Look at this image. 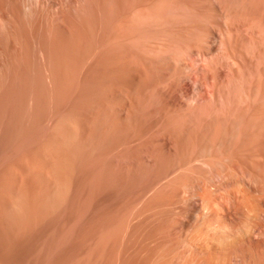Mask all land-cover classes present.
I'll list each match as a JSON object with an SVG mask.
<instances>
[{
    "label": "rangeland",
    "instance_id": "1",
    "mask_svg": "<svg viewBox=\"0 0 264 264\" xmlns=\"http://www.w3.org/2000/svg\"><path fill=\"white\" fill-rule=\"evenodd\" d=\"M96 1L97 0H95V1L93 0L92 1V3L94 2L96 4V6H95V4L93 3L94 4L93 7H95L96 9L94 8L95 13L93 12L94 15L91 17L92 19L90 20V24L87 25V27L85 29L86 35L88 34L85 37V39H86L85 40V42H86L85 44H87L88 46L86 45L87 47L84 48L86 50L84 51V49H83L84 52H82V53L86 54L85 57L87 59H85L84 61L82 59V61L80 60V62H79V60H77L78 63L75 60H73V62H72V60L66 61L68 63V64L66 63L67 66L70 63L73 66L72 67V66L69 65L68 68H70V69H75L76 66L78 65L77 66L78 69L76 68L75 70H77V72H79L80 75L77 72H76L77 75L75 73V75H73V77H71L72 75L71 76L67 75V78H65L66 84L64 83L63 84L64 86H62L64 91L61 90L63 93H61V92H59L57 90V86H56L55 83L53 84V82H51V81L49 82V80H48V82H46L47 81V77H46V81L44 80L45 76H44V79L41 80L42 77L39 78L36 75V73L33 72L34 68H32L33 67V63L32 62H26V64L27 63L28 64H30V63L32 64V66H31V64L29 65V66H31V69H32L30 71L31 74L29 72V74L31 76L28 75V74L27 75L24 74V77H25V79H24L23 76L21 77V75H23V74H21V75L19 74V76H18V73H20V72H17V74L15 72L13 74H16V75H13V74H12L13 76L12 75H6L7 77L4 78L3 80H1L2 84L4 85V83H5L6 85L3 86L1 84L2 86H0V88L1 87H5V86L9 87V88L8 89L7 88H1L3 90L0 89L2 91V93L0 91V94H3L2 96H4V98L6 97L5 99L4 98L0 99V101L2 100L1 101V105H2V107H4L3 109H0V112L1 113L3 111L6 112V113L3 112V114H0V116L2 115L4 117V119H3V117H0V121H1V119L3 120V121L0 122L2 124V125L0 124L1 125L0 126V132L2 131L1 128L3 127V132L9 130L8 131L9 134H8V132L0 133V137L3 134L2 137H1L2 139L0 138V152H1L0 153V179H1L0 186H2V188H3L2 189L0 187V193L2 194V195L0 194L1 195L0 196V201L3 199L1 201V204H0V206H1L0 207L1 208L0 213L1 212L3 213V214L2 213L0 214V222L2 221L0 223V264H120V263L121 264H124V263H127V264H132V263L136 264V263H138L139 264V262H140L139 260H141L140 257H137V255L134 252H132V253L130 252V254H131L130 255L129 253L128 254L126 253L124 248L121 249V245H120L121 239H120L119 236L113 237V238H115V240L113 238L110 239V242H112L113 244L110 243L109 241H107V243H106L105 242L106 240L104 239V237L100 236V234L101 235H102V233L104 234V231H106L109 228V226H112V225H114V227L118 226L120 224L119 221L122 222V220L125 219L126 215L129 214V212H132V209L134 210L136 208L135 211L138 209L137 206H139L138 204H140V202H141L140 200H142V201L145 200V199H142L143 198L142 196L144 195V186H145L144 182H146V185L148 183H151L152 181L155 180L156 175L159 172V171H156L157 168L153 169L154 167H152L153 171L151 170V167H150V169L148 168L149 171H147L148 170L147 168H146L147 170L143 168L144 172H143V170H141L140 173L141 174L142 173H146L147 175L143 174V176L141 177L142 179L139 178V179H136L135 181H132L131 183H129L130 185L128 186V188H129L128 190H130V191L126 190L127 194L123 193V197H120L122 195L120 193H118L115 189L108 188V187H107L108 191H105L106 188L103 187V189H101V192H98L100 190L97 189V188H102L101 186L99 187V185H100V181L98 180L99 172H97V171H99L98 170L99 169L98 161H99L100 158H103L104 160H108V158L112 157V156L113 157H118V156H115L114 154L115 153L117 154L116 151L118 150V146L120 145V142H123L124 140L127 141V140H131V138H132L133 141L136 142L138 140L137 142H141L142 145L146 142V145L144 144L143 147H142L141 144H139V146L137 145L135 147V148L138 147L139 149L138 148L137 149L134 148L135 150L131 149L133 152H131V153L129 152V153H130V155L133 156V154H134V157H137V156H140L139 155L140 152H138L139 150H141V152H142V150H143V152L147 151L146 153L142 152L145 155L147 153L150 155V153H152L153 151L156 152L157 154L155 153V155L158 156V154H159L158 157L162 161L164 160L163 161L164 164L163 163L161 164V162H160V164L162 166H160V164H159V167L161 169H157V170H164L167 167V165H170L172 162H174L176 158L173 159V157H168L167 155H165L163 153V151H161V150L159 151V146L155 143L156 137L157 138L158 137H163V136H165L166 133H167V135H170V134L172 135L173 131H174V135H176V133H178V132L181 133V130L182 131L186 130L187 127H189L188 130L189 129L191 130L190 134H191V136H193V137H191L189 139V140H191L193 138V140L190 141V143L193 142V144H189V145H192V146L190 147L188 145L190 147V151L191 152H193L194 148H195V150H197L198 147L200 146L199 145L200 142H203V140H204V142H207V143L210 142L209 145L212 148L211 150H213L215 152H218V150H220V148L223 149V150L224 149L226 150V148H227V150L231 149V151L229 150L228 153L229 152L232 153L234 151L233 152V154H234V153H237L238 151H240L242 149V150L246 151L245 158H246L247 161L251 160L250 152L256 154L257 156L258 155L261 156L263 158V160H264V145H263L264 144V118H263V116H259V119L261 117V119L259 121V119L256 116H254V113H255L254 110H256L258 105H259V103L256 100V98H257L258 95H263V93H264V85H263L264 84V48H263L264 47V42H263L264 41V39H263L264 38V34H263L264 33L263 32L264 31V0H110V3H109L110 6L109 7L106 6V5H108V1L107 0H102V1L98 0L97 3H99V4H97ZM99 5H102L101 8H100ZM98 10H99V12H98ZM98 13L99 14L101 13V14L99 15ZM109 14L111 15V19H112V20L110 19V21H109ZM95 16H96V18H95ZM100 16L104 20L100 19L101 18ZM94 18H95L96 21L93 20ZM248 21H250V22L252 21L253 25L256 24L254 26L259 27L260 29L256 28V27H253V25L250 22H248ZM109 22H110V24H109ZM96 23H98V24H96ZM100 23H101V27L99 26ZM244 23H246V24L244 25ZM258 23H260V24H258ZM107 24H109L110 26L109 25L107 26ZM231 25H233V26H231ZM226 26H228V27L231 26L230 28H232V29H230L228 27L226 28ZM236 26L238 27V29H236L237 28ZM245 27H246V29L248 28L247 29L248 32H246V29H242V28H245ZM87 28H88V30H87ZM101 29L102 30L104 29V30L101 31ZM233 29H235V30H233ZM261 29H262V32H260ZM97 30H98V34H97ZM230 30L231 31L233 30L232 32H234L235 35ZM249 30H251V31H249ZM227 32L229 34L228 36H227ZM229 32H231V33H229ZM242 32H243V34H241ZM90 33H91V35H90ZM250 35L252 37H250ZM253 35H254L255 38H253ZM260 35H263L262 36L263 38ZM107 36H109L110 38L107 37ZM224 36H225V38H223ZM232 37H234L235 39L232 38ZM228 38H230V39H228ZM108 40H109V42H108ZM250 40H251V42H250ZM254 40H257V41H254ZM244 41H245V43H244ZM91 42H92V44H91ZM94 42H95V44H94ZM232 42H233V44H232ZM108 43L111 44V45H107ZM221 43H223L224 45H222ZM229 44H231V45L229 46ZM192 46H193V48H192ZM224 46H225L226 49L224 48ZM250 46H252V47H250ZM257 46H258V48L256 49L255 47H257ZM198 47H200L202 50L200 48H198ZM253 47H254V49H253ZM106 48H108L107 51H106ZM190 48H191V50H190ZM229 48H230V50H229ZM235 48H236V50H235ZM260 48H262V49L260 50ZM87 49L90 51V53L88 52ZM112 49H113V51H111ZM253 50L256 52L255 53L256 55L253 54L254 53ZM194 51H196V52H194ZM250 51H252V52H250ZM111 52H112V56H111ZM240 52H242V53H240ZM247 52H250V53H247ZM103 53H105V54H103ZM195 54H198V55H195ZM234 54H235V56H233ZM104 55H105V57H104ZM231 57L233 58V61H232ZM234 57H236V58H234ZM252 57L253 58L255 57L254 58L255 60ZM111 58L114 59V60H112ZM206 58L209 59V60L207 59L208 62H207ZM229 58H231V59H229ZM237 59H239V60H237ZM203 60H204V62H203ZM228 61H230V62L228 63ZM89 62H90V64H89ZM93 63L95 65H93ZM233 63H234V65H233ZM73 64H75V65H73ZM177 64H178V66H177ZM237 64H238V66H237ZM84 65L87 66V67H85ZM213 65H214V68H213ZM239 65H241V66L239 67ZM88 66H90V67H88ZM56 68H58V66ZM236 68H238V69H236ZM240 69H242L243 71L242 70L240 71ZM80 71H81V73H80ZM82 71H83V73L85 72L83 75H82ZM130 72H131V74H130ZM233 72H234V74H233ZM92 73L95 74V75H93ZM136 73H138L139 76ZM8 76H10L9 79H8ZM81 76H83V77L81 78ZM32 77H34V80L32 79ZM19 78H20V80H19ZM72 78H74V79L72 80ZM76 78H78V79H76ZM129 78H131V79H129ZM235 78H237V79L235 80ZM161 79H162V81L164 80V82L161 83ZM211 79H215V80H211ZM7 80H9V82H7ZM36 80H37V82H35ZM43 80H44V83H43ZM168 80L169 81L171 80V81L169 82ZM174 80L176 81V83H175ZM230 80L232 82H230ZM256 80L257 81L259 80V81L257 82ZM17 81H19V83H23V86L25 85L24 87H26V88H24L22 86V84H19ZM229 82H230L231 85L228 84ZM256 82H257V84H256ZM260 82H261L260 85H262L261 87L258 85ZM32 83H33V85H32ZM50 83H52L53 85H50ZM168 83H169V85H168ZM211 83H212V85L210 86ZM8 84H9V86H8ZM18 84H19V86L17 87ZM37 84H38V86H41V87H38ZM163 84L164 85L166 84V85L164 86ZM170 84H173V85H170ZM13 85H15L17 88H15V86L13 87ZM31 85L33 86V88H32ZM44 85H45V87L47 86L46 90L50 89V90L47 91L49 93H47L46 90H44V87H43ZM176 85H178L180 87V89ZM158 86H159V88H158ZM207 86L210 87L211 89L208 88ZM226 86H228V87L226 88ZM254 86H255L256 89L254 88ZM168 87H170L172 89H170ZM23 88L26 89V90H24ZM29 88H30V91L28 90ZM31 88H32V90H31ZM40 88L43 89L42 90L43 92L45 91L44 93H45L46 97H44L45 95H44L43 92H42L43 94L40 95L41 94V90H39ZM54 88H56V89H54ZM222 88H224V89H222ZM225 88H226V92H225ZM260 88H263V89H260ZM4 89L5 90H10L9 95L7 94L8 91L5 92ZM15 89H17L18 91L15 90ZM121 89H122L123 93H121ZM102 90H104L105 92H103ZM158 90H160L161 92L164 91L163 95H166L167 97L163 96L162 100H161V98L159 99L157 97V95H155V94H157ZM171 90L173 91V93H172ZM177 90H179V91H177ZM249 90L252 91V92H249ZM119 91H120V93H119ZM176 91H177V93H176ZM215 91H216V93H215ZM153 92H155V93H153ZM218 92H220V93H218ZM247 92L249 93L250 96L248 95ZM255 92H256V94H255ZM28 93H30V94H28ZM36 93H38V95ZM151 93H152V95H151ZM221 93L222 94L224 93L223 94L224 96ZM240 93L241 94L243 93L245 95H243V94L241 95ZM51 94H52V96H51ZM54 94H56V95H54ZM58 94L59 95L61 94V95L59 96ZM167 94L170 97H168ZM111 95H113V96L111 97ZM206 95H208V96H206ZM253 95H254V97H253ZM2 96L0 95L1 98H2ZM21 96H22V98L20 100L19 97H21ZM27 96H29V97H27ZM34 96H36V98H33ZM42 96L45 98L44 105L42 103L43 99H41ZM53 96L55 97V99H54ZM172 96H174V97H172ZM242 96H243V99H242ZM9 97H11V98H9ZM12 97H14L15 99H13ZM237 97H239L240 100L237 99ZM244 97H245V99H244ZM60 98H62V99H60ZM98 98H100V99H98ZM9 99L11 101L14 100L15 103H14V101L10 102ZM22 99H23V101H22ZM29 99H30V101H29ZM33 99L34 100L40 99L42 101L40 102V100H39L38 101L39 104H38V102L37 101H33ZM91 99H93V100H91ZM195 99L202 100V101H199L200 106L198 105L199 104L198 103L197 105L193 106V109L191 108L192 110H189L188 108H186L187 102H190L188 100H195ZM246 99H248V100H246ZM6 100H7L8 104L6 102L3 103V101H6ZM26 100H27V102L29 104L26 102ZM156 100H158V102ZM165 100H166L167 103L165 102ZM244 100H245V102H244ZM250 100H252V101H250ZM18 101L19 102L21 101L20 104L18 103ZM32 101L33 102H37V104L36 103L34 104ZM45 101H46V105H45ZM93 101L96 103V105H95V103ZM115 101H119V102H115ZM22 102L24 104H22ZM52 102H53V104H52ZM237 102H238L239 105L237 104ZM242 102L244 103V105H243ZM2 103L3 104L6 103L5 104L6 107ZM47 103H48V105H47ZM106 103H107V105H106ZM181 103L184 105V107L182 106ZM58 104L60 105V107H59ZM255 104L256 105L258 104V105L256 106ZM16 105H17V107H16ZM31 105H33V106H31ZM99 105H101L102 107H100ZM162 105L163 106L165 105L164 106L165 108L164 107L163 108H159V106L161 107ZM245 105L250 106V109H249V107L247 108V106H245ZM11 106L14 107V108H12ZM27 106H29V109H28ZM92 106L93 107L96 106V108H92ZM106 106L107 107L109 106V107L107 108ZM112 106L115 109L112 108ZM155 106H157V107H155ZM196 106H198L199 108L197 107V109L195 110L194 107H196ZM20 107H22L23 109L20 108ZM34 107H35V109H34ZM90 107H91V109H89ZM98 107H100V109L102 108V110L104 108L105 111L104 110L103 111L99 110ZM166 107H168V108H166ZM174 107L176 108V110H175ZM180 107H182V108H180ZM236 107L237 108L239 107V108L237 109ZM5 108H6V110L8 108L10 110L6 111ZM25 108H27L28 110L25 109ZM36 108H39V109H36ZM43 108H45V110ZM53 108L54 109L58 108V110L54 111ZM86 108H88V110ZM254 108H256V109H254ZM93 109H94V113L92 111ZM133 109H134L135 112H133ZM170 109H172V110H170ZM182 109L184 111H186L187 113L184 112ZM37 110H39L40 112L37 111ZM46 110H49L50 113L48 114V112H46ZM65 110H67L68 112L67 111L65 112ZM116 110H118L119 112L116 111ZM150 110L152 112H149ZM160 110L162 111L161 115L159 113ZM187 110H189V111H187ZM21 111L22 112L24 111V112L22 113ZM33 111L34 112L37 111V112L34 114ZM75 111H80V112H76V115H75L74 114ZM231 111H232V113H231ZM19 112H20V114H19ZM60 112H61L62 115L60 114ZM69 112L71 114H68ZM115 112L118 115H116ZM122 112H124V113H122ZM142 112H143V114H140ZM156 112L159 113V114H157ZM180 112H182V113L184 112V115H182V113H180ZM216 112L219 113L217 118H215L217 116V114H215ZM40 113H41V115H38ZM126 113H129V115L126 114ZM194 113H196L197 115L194 114ZM213 113H214V115H213ZM246 113H248V114H246ZM24 114L26 115V117H25ZM42 114H44L45 117L42 116ZM193 114L195 115V117H194ZM210 114H211V116L213 115V117H211ZM222 114H224V115H222ZM238 114L240 116H238ZM243 114L245 115V117H244ZM16 115L18 117H15ZM20 115L22 117H20ZM69 115H71V116H69ZM107 115L109 116L108 118H106ZM130 115H132V116H130ZM165 115H167L168 117L165 116ZM192 115H193V117H192ZM202 115H204L205 117H203ZM28 116H29V118H27ZM33 116H35V117H33ZM76 116H78V117H76ZM80 116H81V119L79 121ZM128 116H129V119H128ZM163 116H164V119H163ZM169 116H170V120H169ZM223 116H224V118H223ZM11 117L12 118L15 117L14 119H12L13 121L17 118L16 119L17 122L15 120L16 124H14V122L11 120ZM23 117L26 118V119H24ZM38 117L39 118L41 117L42 119L40 118V120H39ZM93 117H95V118H93ZM115 117L117 118L118 121H120L119 123H118V121L116 120ZM172 117H173V121L171 119ZM182 117L184 119H182ZM199 117H200V120H199ZM228 117H229V119H228ZM18 118H19V120H18ZM20 118H23V119H20ZM30 118H32V119H30ZM74 118H75L74 121L81 122V125H83L84 123L87 122V124H88V126L90 128L89 130H91V132H92L91 134H93V136H94V133H97L101 129L103 130L104 129L103 127L109 126L108 124H111L114 121H115L114 123H116V125H118V124L122 125V126L121 125H119V126L122 127V128L121 127L120 128L123 131L121 129H119L120 133L117 132V135H116V133L114 135L111 134L113 137L111 135H109V134L108 135L106 134V137L108 136L107 137L108 139L106 138L107 140H105V141H107V142H104L103 146L101 147V148H103V147L104 148L103 149L99 148L97 150V148H93V146H90L91 145L90 143L87 144L88 142H86V141L80 140L79 138L74 139L75 137L73 138L71 133H69V132H71L70 128H69V121H73ZM142 118H144V119H142ZM152 118L153 119L155 118L156 120L154 119L155 120L154 121ZM201 118L204 119V120L202 121ZM236 118H237V120L238 119L239 120L236 121ZM61 119H64L63 122H65V123H63ZM140 119H142V120H140ZM187 119L189 120V122H188ZM206 119H208V121ZM35 120H36L37 123L35 122ZM38 120L41 123H39ZM54 120H55V122H54ZM103 120H106V122L105 121L103 122ZM131 120H132V122H131ZM143 120H145V121H143ZM152 120H153V122H152ZM193 120H194V122H196L197 120L198 121L196 123H194ZM209 120L211 122L210 124L207 123V122H209ZM220 120L221 121L223 120V121L221 122ZM228 120H229V122H227ZM247 120H250V121H247ZM28 121H29V123H27ZM121 121H123V122H121ZM164 121H166V122L164 123ZM79 122H78V124L80 125ZM96 122H97V124H96ZM231 122H233V123H231ZM4 123H6L7 125L4 124ZM12 123L15 126L17 125V123H19L18 125L20 127L19 126L15 127ZM26 123H27V125H26ZM56 123H57V125H56ZM59 123H63L62 126L65 125V127H62L61 124H59ZM104 123H106L107 125L104 124ZM139 123H141V124L139 125ZM147 123H149V124H147ZM158 123H161V124L158 125ZM186 123L187 124L190 123V124L187 125ZM212 123H215V124H212ZM223 123H225V125H227L229 127L231 126V128L235 127L234 128L235 129L234 132L236 133L235 134L236 137L233 136L230 139L228 138L229 140H227L228 141L227 143H229L230 145L226 143V146H228L229 148L226 147V146H222V145L220 146V145L217 144L218 143V138L222 134V132L220 130L223 131V129H221V127L222 128L224 127ZM255 123H257V124H255ZM29 124H32V125H29ZM33 124L34 125L37 124V125H35V127H34ZM144 124L148 125V127H146ZM151 124L155 125V126H152ZM168 124H170V125H168ZM181 124H182V126H181ZM220 124H222V125L219 128ZM253 124H255L256 126L253 125ZM98 125H100V127H98ZM203 125H205L206 127L208 126V128H206ZM244 125H246L245 127H247V126H250V127L245 128ZM93 126H94V128H93ZM101 126H103V127L101 128ZM133 126H134V128H133ZM151 126H152V128H151ZM8 127H9V129L7 130ZM10 127H12L11 130H10ZM29 127H31V128H29ZM95 127H97V128H95ZM144 127H146V128H144ZM165 127H166V129H163ZM169 127L171 129H169ZM204 127L209 132L207 130H205ZM252 127H253V129H251ZM19 128L22 129V131ZM55 128L57 130L58 129H60V130L57 131V130H55ZM64 128H66V129H64ZM139 128H140V130H139ZM148 128H150L151 130H149ZM192 128H194V130ZM196 128L199 129V130H197ZM13 129H14L15 133L17 132L18 134L17 133L15 134ZM27 129H28V131H31V132H28ZM30 129H32V130H30ZM133 129H134V131H133ZM153 129H158V130L156 131V130H153ZM174 129H176V130H174ZM236 129H237V131H236ZM259 129L262 131V133L259 131ZM63 130L65 131V133H63V135H61ZM94 130H95V132H94ZM143 130H144V133H146V134L143 133ZM152 130L154 132H152ZM248 130H250V131H248ZM251 130L253 132H251ZM140 131H142V132H140ZM164 131H166V132H164ZM195 131H196V133H195ZM199 131H200V133H199ZM210 131H211V133H210ZM255 131H256V133H255ZM22 132L23 133L25 132V133L23 134ZM66 132L68 133V135H67ZM147 132H151L152 134L151 133H147ZM241 132H243V133H241ZM20 133H21L22 136L20 135ZM26 133L29 134V135H26ZM58 133H59L60 136H58ZM130 133L133 134V135H131ZM213 133H214V135H210V134H213ZM239 133H241V134H239ZM244 133H245L246 137H245ZM119 134H121V135H119ZM15 135H17L18 137L17 136L15 137ZM64 135H65V137H64ZM145 135H147V137ZM209 135H210V137H209ZM237 135H238V138H237ZM3 136L7 140L4 139ZM62 136L65 139V141L62 139ZM66 136H67V138L68 137L69 138L67 139ZM150 136H152L151 139H150ZM223 136H224V134H223ZM12 137H13V139H12ZM140 137L143 138V140ZM215 137H216L217 140L215 139ZM10 138H11V140H10ZM15 138L16 139L18 138V140H16ZM123 138H124V140H123ZM139 138H140V140H139ZM207 138H208V140H207ZM257 138H260V140L257 139ZM2 140H5V141H2ZM12 140H13V142L15 144H13ZM120 140H122V141H120ZM248 140H250V141H248ZM19 141H20L21 144L19 143ZM26 141H28V142H26ZM29 141H30V143H29ZM232 141L234 143L236 141L237 142L234 144ZM34 142L37 143V144L35 145ZM62 142L64 144L66 143L65 145H67L68 148H66V146ZM81 142H82V144H86V145L85 146L81 145ZM245 142L248 143V144H246ZM16 143H18L20 145H23V144L24 145L20 146V145H18ZM108 143H110L111 145H109ZM148 143H150L151 145L148 144ZM187 143H189V141ZM187 143L185 142L184 144H187ZM231 143H232V145H231ZM244 143H245V145H244ZM182 144L179 145V146L181 147V146L184 145V144L183 145ZM257 144H259V145H257ZM7 145H11V146H7ZM152 145L153 146L155 145V147H153ZM217 145L220 148L216 149ZM234 145H237V146H234ZM3 146H4V148H7V149L2 148ZM25 146H28L29 149L26 148ZM57 146H59V147H57ZM63 146H64L65 149L62 148ZM74 146H75L76 149L74 148ZM145 146H146V148H145ZM249 146H250L251 149L249 148ZM17 147H19V148H17ZM24 147H25V149H24ZM80 147H82V148H80ZM83 147H85V148H83ZM152 147L154 149H152ZM233 147H234L235 150L233 149ZM52 148H53L54 151L52 150ZM79 148H80V150H79ZM111 148H113V149H111ZM155 148H156V150H155ZM66 149H67V151H65ZM104 149H106L107 153H106V151ZM151 149H152V152H150ZM248 149H249L250 152L247 151ZM41 150H42V153H41ZM43 150H44V152H43ZM70 150L73 151V152H71ZM87 150H89V151L87 152ZM236 150H237V152H235ZM25 151H27V152H25ZM28 151H29V154H28ZM81 151H82L81 155L83 156V154H84V156H85L83 158L80 155ZM110 151L112 153H110ZM135 151H137V152H135ZM258 151H260V152H258ZM33 152H35V153H33ZM45 152H53V153L55 152L56 155L62 157V160H66L67 159V161H69V162H67V171L68 172L66 171V173L69 174L68 178L70 177L69 178L70 182H69L68 190H67V192L65 194V196L66 197L68 196V198H65L63 196L64 199L62 201L60 200L59 197H57L58 199L55 198L56 195L59 196L55 192H54L55 196H54L53 193H51L52 197H50L51 195H49V192L51 191V189L49 190L48 186H49V183L51 184V182L54 181L55 176H54V173L52 172V170L49 168L50 166L47 164L46 160L43 157ZM77 152H79V153H77ZM68 153H70V154H68ZM75 153H77L78 155L75 154ZM86 153H88V154H86ZM20 154L23 156V158H22V156ZM161 154H163L165 156H163ZM246 154H247V156H246ZM79 156H80V158H79ZM32 157L33 158L35 157V158L33 159ZM75 157H78L80 160L78 158L76 159ZM247 157H248V159H247ZM93 158H94V160H93ZM25 159H27V160H25ZM86 159L88 160V162H87ZM171 159H173V160H171ZM81 160H83V161H81ZM89 160H90V162H89ZM35 161H37L38 163L35 162ZM72 161L75 163V165H74V163ZM93 161L94 162L96 161V164H94ZM81 162H83V163L81 164ZM30 163H31V165H30ZM80 164H81V166H79ZM83 164H86L87 167L85 165L83 167L82 166ZM70 165H72V166H70ZM260 165L264 166V161L262 163H260ZM89 166H91V167H89ZM26 167H27V170H26ZM73 167H75V168H73ZM93 167H95V168H93ZM163 167H165V168L162 169ZM23 169H24V171H23ZM48 169H49V171H48ZM27 171L28 172L30 171V172L28 173ZM81 171H83V172H81ZM72 172H74V173H72ZM148 172L149 173L151 172V175H149ZM96 173H98L97 174L98 176L96 175ZM41 174H42V176H41ZM1 175L3 176V178L1 177ZM82 175H83V178H82ZM22 177H23V179H22ZM31 177H32V179H31ZM71 177H73V179ZM115 177H117V175ZM151 177L152 178L155 177V178L151 179ZM38 178H39L40 182L42 180L44 182L42 181L43 183L41 182L42 183L41 184L39 182V180H37ZM2 179H4V180H2ZM81 179H83V180H81ZM84 179H86L87 181L84 180ZM35 180H37V181H35ZM48 180H50V181L48 182ZM142 180L144 182H142ZM15 181H17V182H15ZM26 181H28V182H26ZM81 181H83V182H81ZM14 182H15V186L13 185ZM16 183H17V185H16ZM86 183H88L89 185L86 184ZM18 184H20L21 186L18 185ZM82 184L85 186V189H84L85 191H83V189H82V188H84V186ZM32 185L35 188H39V189L35 190V188ZM80 185H81V189H79ZM9 186H12L15 190L12 189ZM23 186H25V187H23ZM46 186L48 187V189H47ZM93 186H94V188H93ZM28 188H29V190H28ZM31 188H33V189L31 190ZM9 189H12L13 191H11ZM39 190H41V192L42 191L43 192L41 193V192H39ZM48 190H49V192H48ZM86 190H87V192H86ZM102 190H104V191H102ZM114 190L116 191V193H115ZM170 190H172L171 191V193H172L171 196H173L174 195V193H173L174 191H173V189H170ZM33 191H36V192L34 193ZM46 191H47V193H45ZM68 191L70 192V194L72 193L71 196H69L70 194H67ZM167 191H165V192H167ZM8 192H9V195H8ZM15 192H17V193H15ZM24 192H25V194L27 196L24 194ZM107 192H108V194H107ZM130 192L131 193L133 192V193L130 194ZM165 192L164 191L161 192L162 194L160 193L157 196L158 198L154 197L153 201H151V202L155 201L156 204L157 203H161V202L163 203L164 200L167 197L170 196V194L168 195V192L167 193H165ZM81 193H83L86 196H84ZM128 193L130 194V196H129ZM6 194H7V196H6ZM32 194H33V196L35 195L34 198H33ZM37 194H40L42 196H40V195L37 196ZM134 194H135V196H134ZM164 194L165 195L167 194L168 196L166 195L167 196L166 197ZM43 195H44V197H43ZM45 195L46 196L49 195L48 198L50 199V201ZM107 195L109 196V198H108ZM2 196H4V197H2ZM17 196H19L18 198H20V203L22 201L23 202H22V204H17L18 208H16L17 209L16 210L14 207H17V206L15 204L16 202H15L14 199L17 198ZM21 196H22L23 200L21 199ZM13 197H15V198H13ZM27 197L29 198V200H27L28 199ZM35 197H37V198H35ZM39 197L42 198V199L46 197L45 199L47 201L45 199H43V201L45 200L48 203L44 202V204H43L42 199L40 200ZM30 198H32L34 201L32 199L30 200ZM121 198L124 199V200L122 201ZM128 198H131L132 200L128 199ZM133 198H135L136 201H134ZM8 199H9V202L7 201ZM53 199H54V202H53ZM105 199L107 201H104ZM113 199L114 200H120V201H122L124 203H122L120 201H119L120 202L119 205H118V203H119L118 201H113L111 203V201ZM66 200H68V201H66ZM60 201H61V203H60ZM102 201H103V205L101 204ZM132 201L136 202L137 205H135L134 203H130ZM36 202H38V203L35 204ZM49 202H52V203L49 204ZM23 203H25V204H23ZM109 203H111V204L109 205ZM128 203L130 204V206H129ZM28 204H29V206H28ZM39 204H41V206ZM46 204L49 205V206H47ZM9 205H11V206L13 205V207H11ZM22 205H23L24 209H22L23 208ZM33 205H35L37 208L35 206H33ZM38 205H39V207L41 209L38 207ZM43 205H45V207ZM65 205H67V206H65ZM122 205H125L126 207L125 206L122 207ZM101 206H103V209L105 211H103ZM108 206H110V207H108ZM3 207H6V208L2 209ZM49 207H50V209L48 210ZM55 207H57V208H55ZM104 207H106V208H104ZM111 207H113V209ZM9 208H11V209H9ZM12 208H14V209H12ZM27 208H28V210L29 209L30 210L27 211ZM45 208L47 209L48 212L46 211ZM97 208L98 209L100 208V209L97 210ZM127 208H129V209L132 208V209L129 210ZM43 209H45L44 213H43ZM101 209H102V211H101ZM32 210H34V211H32ZM50 210H52L53 212L52 211L50 212ZM56 210H57V212H56ZM13 211L15 212L16 215L14 213H12ZM17 211H19V212H17ZM94 211H96L97 214ZM97 211L98 212L100 211L99 213H101V212L102 213L99 214ZM9 212L12 214V216H11V214ZM40 212H42L43 215H42V213L40 214ZM119 212L122 215H119L120 214ZM6 213H7V215H6ZM21 213H22V215H21ZM23 213H25V214H23ZM102 214H103V217H102ZM107 215H110V217L108 216V218H107ZM118 215L120 217H123V218H120ZM24 216H25V218H24ZM29 216H32V218L31 217L29 218ZM2 217H4V218L6 217L5 220ZM15 217H16V219H15ZM17 217H18V219H17ZM114 217H116V218L114 219ZM33 218H34V220H33ZM14 219H15V221L17 223H13ZM11 220H13V221H11ZM30 220H32V221H30ZM108 220H109V222H108ZM110 220L112 221V224H111ZM103 227H105V228H103ZM102 229L104 231H102ZM98 231H99V233H98ZM96 233H98V234H96ZM97 235H99V236H97ZM179 235H181V234H178L177 237H180ZM102 237H103V239L105 241L101 239ZM134 238H135V240H132L133 242L130 241V243L131 244L133 243L135 245L138 242V237H134ZM180 238H177L176 240H179ZM100 239L103 241V243H102V241H100ZM116 239H118V240H116ZM181 240H182V238L179 240V242ZM113 241H115V242H113ZM97 242L99 243V245L97 244ZM108 242H109V244H108ZM116 242H118V243H116ZM103 244H106V245H103ZM115 244H117V245H115ZM93 246H94V248H93ZM97 246H98L99 249L98 248L95 249V247H97ZM103 246H107L108 248L107 249L105 247L103 248ZM118 246H120V247H118ZM110 247H112V248H110ZM101 248H103L102 252L100 250ZM260 248H254L255 250H257V249L259 250L260 249V251L257 250L258 252L255 251L254 249H251V251L253 250V253L257 252L259 255L257 253L256 254H253V253L251 254L250 250H249L250 254H247V253H249L247 251H246L247 253L246 252L245 253L248 255V257H250L252 260H254L258 256L260 258L262 256V254L264 253V248L263 247H260ZM212 249L215 250V248H212ZM262 249H263V251H261ZM93 250H95V251L98 250V251L94 252ZM117 251H119V252H117ZM99 253H101V254H99ZM119 253H121V255ZM213 253H215L217 255V257L219 256V258H216L215 257L216 255L215 256L213 255V257H215L218 260L219 264H222L221 261L223 260V256L218 254V251L217 252L213 251ZM260 253H261V255H260ZM180 254L178 255V257H180ZM246 254L245 255L243 254V255H244V258L246 257L245 261H247V262L244 261L243 255L241 254L242 257L241 256L240 257L242 258V260H241V258H238V259H240V261H238V259L237 260L235 259L232 262V264L234 262H235L234 264H238V262H239V264H242L243 263L242 261L245 262L243 264H247V263L249 264V261H251L250 264H252L254 261H256V262H254L253 264H255V263L264 264V262H263L264 259H260L261 260L260 261V260H258L259 258H257L254 261H252L250 258H249L250 260L248 259ZM132 255L135 256V257H132ZM254 255L255 256L258 255V256L255 257ZM183 256L184 255L182 254L181 258L176 257V260L178 261V264L184 258ZM136 257L139 258L138 259L139 262H137V258ZM221 257H222V259H221ZM134 258H136V260ZM261 258H264V255ZM179 259H180V261H179ZM216 259H215V261H213L214 264H215V262H217ZM219 260H221V261H219ZM224 264H229V263H224Z\"/></svg>",
    "mask_w": 264,
    "mask_h": 264
},
{
    "label": "bare ground",
    "instance_id": "2",
    "mask_svg": "<svg viewBox=\"0 0 264 264\" xmlns=\"http://www.w3.org/2000/svg\"><path fill=\"white\" fill-rule=\"evenodd\" d=\"M92 1L93 0H0V86H2L3 84H2V82H1V80H3L4 78H6L7 76L6 75H12L13 73H15L16 72V74H17V72H20V73H18V76H19V74L21 75V74H23V75H21V77L23 76L24 77V74H28V75H30L31 74V66H32V64H31V66H29L30 64H26V62H32L33 63V67L32 68H34L33 69V72H35L36 73V75L40 78V77H42L41 78V80L42 79H44V76H45V81H46V77H47V81L46 82H48V80H49V82L51 81V82H53V84L55 83L56 84V86H57V90L59 91V92H61V93H63L62 91H64L63 90V87L62 86H64L63 84L65 83L66 84V81H65V78H67V75H72L71 77H73V75H75V73L77 72V70H75L76 68H77V66H76V68L75 69H70V68H68L69 67V65L70 66H72L71 65V63L67 66L66 65V61H70V60H72V62H73V60H75V61H77V60H79V62H80V60L82 61V59H83V61L85 60V59H87L86 57H85V55L86 54H83L82 52H84L86 49H84L85 47H87L88 45L87 44H85L86 42H85V37L88 35H86V32H85V29H86V27H87V25H89L90 24V20L92 19L91 17L94 15L93 14V12L95 13V11H94V8L95 7H93V5L95 4L94 2V4L92 3ZM95 1V0H94ZM102 1V0H101ZM108 1V5H106V6H110L109 5V3H110V0H107ZM98 2V0L96 1V3ZM97 4H99V3H97ZM106 4V3H105ZM95 6H96V4H95ZM100 6V8H101V6L102 5H99ZM98 6V7H99ZM104 7V6H103ZM96 9V8H95ZM108 9V8H107ZM112 10V9H111ZM103 11V10H102ZM98 12H99V10H98ZM104 12V11H103ZM112 12V11H111ZM99 14V13H98ZM101 14V13H100ZM99 14V15H100ZM103 14V13H102ZM105 14V13H104ZM113 14V13H112ZM102 16V15H101ZM100 16V17H101ZM99 17V16H98ZM107 17V16H106ZM95 18H96V16H95ZM95 18L93 19V20H95ZM105 18V17H104ZM100 19H103L102 17L100 18ZM110 19H111V15L109 14V21H110ZM104 20V19H103ZM108 20V19H107ZM112 20V19H111ZM96 21V20H95ZM101 21V20H100ZM99 21V22H100ZM106 21V20H105ZM253 21V20H252ZM252 21L250 22V21H248V22H250L252 25H253V23H252ZM231 23V22H230ZM255 23V22H254ZM96 24H98V23H96ZM109 24H110V22H109ZM109 24H107V26L109 25ZM246 23H244V25H245ZM249 24V23H248ZM258 24H260V23H258ZM106 25V24H105ZM241 25V24H240ZM250 25V24H249ZM254 25H256V24H254ZM253 25V27H256V26H254ZM98 26V25H97ZM96 26V27H97ZM100 27H101V23H100V25H99ZM110 26V25H109ZM231 26H233V25H231ZM230 26V27H231ZM259 26V25H258ZM112 27V26H111ZM228 26H226V28H227ZM230 27H228V28H230ZM237 27V26H236ZM243 27V26H242ZM249 27V26H248ZM262 27V26H261ZM225 28V29H226ZM251 28V27H250ZM256 28H259V27H256ZM100 29V28H99ZM113 29V28H112ZM230 29H232V28H230ZM236 29H238V27L236 28ZM242 29H246V27L245 28H242ZM241 29V30H242ZM248 29V28H247ZM247 29H246V32H248L247 31ZM252 29V28H251ZM260 29V28H259ZM258 29V30H259ZM87 30H88V28H87ZM86 30V31H87ZM104 30V29H103ZM102 29H101V31H103ZM108 30V29H107ZM233 30H235V29H233ZM232 30V31H233ZM111 31V30H110ZM109 31V32H110ZM228 31V30H227ZM231 31V30H230ZM231 31V32H232ZM249 31H251V30H249ZM112 32V31H111ZM231 32H229V33H231ZM240 32V31H239ZM238 32V33H239ZM244 32V31H243ZM243 32L241 33V34H243ZM253 32V31H252ZM260 32H262V29H261V31ZM264 32V31H263ZM107 33V32H106ZM234 35H235V33L234 32H232ZM237 33V32H236ZM251 33V32H250ZM97 34H98V30H97ZM247 34V33H246ZM257 34V33H256ZM264 34V33H263ZM90 35H91V33H90ZM94 35V34H93ZM92 35V36H93ZM229 34H228V32H227V36H228ZM237 35V34H236ZM249 35V34H248ZM255 35V34H254ZM254 35H253V38H255L254 37ZM258 35V34H257ZM233 36V35H232ZM242 36V35H241ZM244 36V35H243ZM261 37L263 36V35H260ZM259 36V37H260ZM96 37V36H95ZM107 37H109V36H107ZM235 37V36H234ZM234 37H232V38H234ZM245 37V36H244ZM250 37H252L251 35H250ZM257 37V36H256ZM110 38V37H109ZM223 38H225V36L223 37ZM231 38V37H230ZM230 38H228V39H230ZM238 38V37H237ZM241 38V37H240ZM252 38V39H253ZM263 38V37H262ZM227 39V40H228ZM235 39V38H234ZM244 39V38H243ZM264 39V38H263ZM93 40V39H92ZM237 40V39H236ZM242 40V39H241ZM260 40V39H259ZM94 41V40H93ZM92 41V42H93ZM96 41V40H95ZM111 41V40H110ZM231 41V40H230ZM233 41V40H232ZM254 41H257V40H254ZM89 42V41H88ZM92 42H91V44H92ZM108 42H109V40H108ZM223 42V41H222ZM249 42V41H248ZM250 42H251V40H250ZM259 42V41H258ZM257 42V43H258ZM264 42V41H263ZM262 42V43H263ZM112 43V42H111ZM231 43V42H230ZM239 43V42H238ZM237 43V44H238ZM244 43H245V41H244ZM94 44H95V42H94ZM222 45H224L223 43H221ZM228 44V43H227ZM232 44H233V42H232ZM240 44V43H239ZM254 44V43H253ZM259 44V43H258ZM87 45V46H86ZM107 45H111V44H107ZM231 44H229V46H230ZM235 45V44H234ZM233 45V46H234ZM242 45V44H241ZM245 45V44H244ZM91 46V45H90ZM201 46V45H200ZM227 46V45H226ZM228 46V47H229ZM239 46V45H238ZM253 46V45H252ZM252 46H250V47H252ZM259 46V45H258ZM258 46L257 47H255L256 49L258 48ZM111 47V46H110ZM210 47V46H209ZM236 47V46H235ZM90 48V47H89ZM109 48V47H108ZM108 48H106V51H107V49ZM192 48H193V46H192ZM197 48V47H196ZM198 48H200V47H198ZM206 48V47H205ZM224 48H225V46H224ZM264 48V47H263ZM83 49H84V51H83ZM93 49V48H92ZM201 49V48H200ZM226 49V48H225ZM244 49V48H243ZM246 49V48H245ZM253 49H254V47H253ZM262 48H260V50H261ZM88 50V49H87ZM190 50H191V48H190ZM202 50V49H201ZM229 50H230V48H229ZM234 50V49H233ZM235 50H236V48H235ZM239 50V49H238ZM111 51H113V49L111 50ZM204 51V50H203ZM246 51V50H245ZM254 51V50H253ZM259 51V50H258ZM88 52L90 53V51L88 50ZM188 52V51H187ZM194 52H196V51H194ZM200 52V51H199ZM227 52V51H226ZM250 52H252V51H250ZM250 52H247V53H250ZM107 53V52H106ZM204 53V52H203ZM207 53V52H206ZM230 53V52H229ZM228 53V54H229ZM236 53V52H235ZM240 53H242V52H240ZM256 52L254 51V53L253 54H255ZM260 53V52H259ZM103 54H105V53H103ZM114 54V53H113ZM211 54V53H210ZM195 55H198V54H195ZM194 55V56H195ZM207 55V54H206ZM205 55V56H206ZM213 55V54H212ZM244 55V54H243ZM242 55V56H243ZM252 55V54H251ZM256 55V54H255ZM110 56V55H109ZM111 56H112V52H111ZM192 56V55H191ZM211 56V55H210ZM231 56V55H230ZM233 56H235V54L233 55ZM239 56V55H238ZM241 56V55H240ZM85 57V58H84ZM104 57H105V55H104ZM103 57V58H104ZM108 58V57H107ZM201 58V57H200ZM203 58V57H202ZM213 58V57H212ZM232 58V57H231ZM231 58H229V59H231ZM234 58H236V57H234ZM242 58V57H241ZM240 58V59H241ZM253 58V57H252ZM255 58V57H254ZM253 58V59H254ZM112 59V58H111ZM194 59V58H193ZM198 59V58H197ZM205 59V58H204ZM208 58H206V60H207ZM243 59V58H242ZM250 59V58H249ZM112 60H114V59H112ZM199 60V59H198ZM209 60V59H208ZM208 60H207V62H208ZM214 60V59H213ZM212 60V61H213ZM237 60H239V59H237ZM246 60V59H245ZM255 60V59H254ZM74 61V62H75ZM89 61V60H88ZM232 61H233V58H232ZM231 61V62H232ZM203 62H204V60H203ZM214 62V61H213ZM212 62V63H213ZM230 61H228V63H229ZM247 62V61H246ZM77 63H78V61H77ZM88 63V62H87ZM211 63V64H212ZM235 63V62H234ZM234 63H233V65H234ZM237 63V62H236ZM240 63V62H239ZM250 63V62H249ZM68 64V63H67ZM81 64V63H80ZM89 64H90V62H89ZM232 64V63H231ZM73 65H75V64H73ZM86 65V64H85ZM84 65V66H85ZM93 65H95L94 63H93ZM229 65V64H228ZM58 66V68H56ZM83 66V67H84ZM115 66V65H114ZM177 66H178V64H177ZM231 66V65H230ZM237 66H238V64H237ZM241 65H239V67H240ZM244 66V65H243ZM73 67V66H72ZM85 67H87V66H85ZM88 67H90V66H88ZM102 67V66H101ZM113 67V66H112ZM142 67V66H141ZM234 67V66H233ZM80 68V67H79ZM111 68V67H110ZM143 68V67H142ZM213 68H214V65H213ZM232 68V67H231ZM235 68V67H234ZM78 69V68H77ZM81 69V68H80ZM79 69V70H80ZM87 69V68H86ZM91 69V68H90ZM103 69V68H102ZM236 69H238V68H236ZM98 70V69H97ZM127 70V69H126ZM130 70V69H129ZM143 70V69H142ZM232 70V69H231ZM242 69H240V71H241ZM234 71V70H233ZM243 71V70H242ZM29 72H30V74H29ZM32 72V73H33ZM92 72V71H91ZM97 72V71H96ZM232 72V71H231ZM78 74H79V72H77ZM77 73H76V75H77ZM80 73H81V71H80ZM85 73V72H84ZM83 73V71H82V75L84 74ZM123 73V72H122ZM128 73V72H127ZM16 74H13V75H16ZM93 74V73H92ZM130 74H131V72H130ZM129 74V75H130ZM135 74V73H134ZM138 76H139V74L138 73H136ZM233 74H234V72H233ZM239 74V73H238ZM12 75V76H13ZM35 75V76H36ZM80 75V74H79ZM89 75V74H88ZM93 75H95V74H93ZM104 75V74H103ZM106 75V74H105ZM133 75V74H132ZM242 75V74H241ZM31 76V75H30ZM29 76V77H30ZM34 76V75H33ZM87 76V75H86ZM98 76V75H97ZM131 76V75H130ZM135 76V75H134ZM141 76V75H140ZM234 76V75H233ZM238 76V75H237ZM9 77L10 76H8V79H9ZM16 77V76H15ZM83 76H81V78H82ZM89 77V76H88ZM106 77V76H105ZM13 78V77H12ZM70 78V77H69ZM68 78V79H69ZM86 78V77H85ZM104 78V77H103ZM159 78V77H158ZM161 78V77H160ZM216 78V77H215ZM240 78V77H239ZM24 79H25V77H24ZM32 79L34 80V77H32ZM74 78H72V80H73ZM76 79H78V78H76ZM129 79H131V78H129ZM208 79V78H207ZM217 79V78H216ZM237 78H235V80H236ZM12 80V79H11ZM19 80H20V78H19ZM23 80V79H22ZM21 80V81H22ZM29 80V79H28ZM32 80V81H33ZM39 80V79H38ZM44 80H43V83H44ZM71 80V81H72ZM211 80H215V79H211ZM228 80V79H227ZM226 80V81H227ZM239 80V79H238ZM237 80V81H238ZM5 81V80H4ZM13 81V80H12ZM20 81V82H21ZM24 81V80H23ZM169 81V80H168ZM167 81V82H168ZM171 81V80H170ZM169 81V82H170ZM175 81V80H174ZM257 81V80H256ZM259 81V80H258ZM257 81V82H258ZM7 82H9V80H7ZM18 83H19V81H17ZM27 82V81H26ZM35 82H37V80L35 81ZM45 82V83H46ZM160 82V81H159ZM162 82H164V80L162 81V79H161V83ZM173 82V81H172ZM171 82V83H172ZM216 82V81H215ZM218 82V81H217ZM228 82V81H227ZM226 82V83H227ZM230 82H232L231 80H230ZM230 82L228 83V84H230ZM235 82V81H234ZM233 82V83H234ZM257 82H256V84H257ZM155 83V82H154ZM175 83H176V81H175ZM223 83V82H222ZM232 83V84H233ZM2 84V85H1ZM12 84V83H11ZM17 84V83H16ZM19 84H22V86H23V83H19ZM19 84L17 85V87L19 86ZM30 84V83H29ZM41 84V83H40ZM47 84V83H46ZM52 83H50V85H53ZM71 84V83H70ZM130 84V83H129ZM159 84V83H158ZM217 84V83H216ZM253 84V83H252ZM255 84V85H256ZM261 84V82L258 84L260 87L262 86V85H260ZM4 85H6L5 83H4ZM3 85V86H4ZM28 85V84H27ZM32 85H33V83H32ZM31 85V86H32ZM68 85V84H67ZM164 85V84H163ZM166 85V84H165ZM164 85V86H165ZM168 85H169V83H168ZM170 85H173V84H170ZM212 85V83L210 84V86ZM218 85V84H217ZM225 85V84H224ZM223 85V86H224ZM231 85V84H230ZM257 85V86H258ZM264 85V84H263ZM8 86H9V84H8ZM15 85H13V87H14ZM25 86V85H24ZM23 86V87H24ZM37 86H38V84H37ZM55 86V85H54ZM176 86H178V85H176ZM221 86V85H220ZM222 86V87H223ZM256 86V87H257ZM16 86H15V88H17ZM38 87H41V86H38ZM44 87V90H46V88H47V86L45 87V85L43 86ZM49 87V86H48ZM130 87V86H129ZM132 87V86H131ZM161 87V86H160ZM179 87V86H178ZM208 87V86H207ZM228 86H226V88H227ZM253 87V86H252ZM1 88H9V87H1ZM0 88V89H1ZM24 88H26V87H24ZM23 88V89H24ZM32 88H33V86H32ZM32 88H31V90H32ZM51 88V87H50ZM69 88V87H68ZM158 88H159V86H158ZM166 88V87H165ZM168 88H170V87H168ZM174 88V87H173ZM208 88H210V87H208ZM220 88V87H219ZM226 88H225V92H226ZM254 88H255V86H254ZM14 89V88H13ZM36 89V88H35ZM38 89V88H37ZM54 89H56V88H54ZM155 89V88H154ZM170 89H172V88H170ZM179 89H180V87H179ZM211 89V88H210ZM221 89V88H220ZM222 89H224V88H222ZM253 89V88H252ZM256 89V88H255ZM258 89V88H257ZM260 89H263V88H260ZM1 90H3V89H1ZM0 90V91H1ZM5 90V89H4ZM15 90H17V89H15ZM24 90H26V89H24ZM29 91H30V88L28 89ZM39 90H41V94L40 95H42L44 92L42 91L43 89L42 88H40ZM38 90V91H39ZM48 90H50V89H48ZM48 90H46V92L48 91ZM62 90V91H61ZM66 90V89H65ZM105 90V89H104ZM104 90H102L103 92H105ZM111 90V89H110ZM114 90V89H113ZM112 90V91H113ZM153 90V89H152ZM157 90V89H156ZM162 90V89H161ZM166 90V89H165ZM207 90V89H206ZM215 90V89H214ZM254 90V89H253ZM8 91V95H9V92H10V90H5V92H7ZM18 91V90H17ZM23 91V90H22ZM21 91V92H22ZM28 91V92H29ZM118 91V90H117ZM124 91V90H123ZM146 91V90H145ZM172 91V90H171ZM170 91V92H171ZM177 91H179V90H177ZM177 91H176V93H177ZM211 91V90H210ZM246 91V90H245ZM244 91V92H245ZM257 91V90H256ZM27 92V91H26ZM32 92V91H31ZM30 92V93H31ZM36 92V91H35ZM40 92V91H39ZM43 92V93H42ZM156 92V91H155ZM155 92H153V93H155ZM224 92V91H223ZM249 92H252V91H250L249 90ZM1 93H2V91H1ZM14 93V92H13ZM30 93H28V94H30ZM47 93H49V92H47ZM46 93V94H47ZM119 93H120V91H119ZM121 93H123L122 92V89H121ZM147 93V92H146ZM163 93H164V91L163 92H161L160 90H158L157 91V94H155V95H157V97L160 99L161 98V100H162V98H163V96H166V95H163ZM172 93H173V91H172ZM185 93V92H184ZM204 93V92H203ZM215 93H216V91H215ZM218 93H220V92H218ZM246 93V92H245ZM248 93V92H247ZM260 93V92H259ZM6 94V95H7ZM16 94V93H15ZM32 94V93H31ZM37 95H38V93H36ZM66 94V93H65ZM113 94V93H112ZM117 94V93H116ZM115 94V95H116ZM222 94V93H221ZM224 94V93H223ZM222 94V95H223ZM228 94V93H227ZM241 94V93H240ZM243 94V93H242ZM241 94V95H242ZM255 94H256V92H255ZM1 96L3 95V94H0ZM7 95V96H8ZM20 95V94H19ZM18 95V96H19ZM27 95V94H26ZM44 95H45V93H44ZM54 95H56V94H54ZM59 95V94H58ZM61 95V94H60ZM59 95V96H60ZM124 95V94H123ZM151 95H152V93H151ZM168 95V94H167ZM183 95V94H182ZM181 95V96H182ZM212 95V94H211ZM243 95H245V94H243ZM248 95H249V93H248ZM16 96V95H15ZM25 96V95H24ZM51 96H52V94H51ZM113 95H111V97H112ZM148 96V95H147ZM179 96V95H178ZM188 96V95H187ZM195 96V95H194ZM198 96V95H197ZM206 96H208V95H206ZM213 96V95H212ZM216 96V95H215ZM214 96V97H215ZM224 96V95H223ZM250 96V95H249ZM17 97V96H16ZM27 97H29V96H27ZM44 97H46V95L44 96ZM43 96L41 97V99H43V105H44V100H45V98H44ZM54 97V96H53ZM95 97V96H94ZM117 97V96H116ZM151 97V96H150ZM153 97V96H152ZM167 97V96H166ZM168 97H170L169 95H168ZM172 97H174V96H172ZM176 97V96H175ZM240 97V96H239ZM239 97H237V99H239ZM253 97H254V95H253ZM4 98V96H2V98L0 97V99H3ZM6 98V97H5ZM4 98V99H5ZM8 98V97H7ZM9 98H11V97H9ZM13 99H15L14 97H12ZM20 98V100H21V98H22V96L21 97H19ZM32 98V97H31ZM33 98H36V96H34ZM48 98V97H47ZM110 98V97H109ZM119 98V97H118ZM156 98V97H155ZM199 98V97H198ZM211 98V97H210ZM213 98V97H212ZM18 99V98H17ZM16 99V100H17ZM25 99V98H24ZM54 99H55V97H54ZM60 99H62V98H60ZM94 99V98H93ZM93 99H91V100H93ZM98 99H100V98H98ZM151 99V98H150ZM157 99V98H156ZM168 99V98H167ZM174 99V98H173ZM188 99V98H187ZM242 99H243V96H242ZM244 99H245V97H244ZM255 99V98H254ZM40 99H38V100H34L33 99V101H39ZM51 100V99H50ZM97 100V99H96ZM152 100V99H151ZM160 100V101H161ZM171 100V99H170ZM208 100V99H207ZM240 100V99H239ZM246 100H248V99H246ZM256 100L258 101V103H259V105H258V107H257V109L256 108H254V109H256V110H254L255 111V113H254V116H256L258 119H259V116H263V118H264V93H263V95H258L257 96V98H256ZM2 101V100H1ZM1 101H0V109H3L4 107H2V105H1ZM9 101L10 102H12V101H14V100H10L9 99ZM22 101H23V99H22ZM25 101V100H24ZM29 101H30V99H29ZM32 101V102H33ZM42 100H40V102H41ZM55 101V100H54ZM95 101V100H94ZM93 101V102H94ZM101 101V100H100ZM105 101V100H104ZM103 101V102H104ZM157 102H158V100H156ZM155 101V102H156ZM164 101V100H163ZM188 101H190V102H187V105H186V108H188L189 110H192L193 109V106H195V105H197L198 103H199V101H202V100H197V99H195V100H188ZM213 101V100H212ZM237 101V100H236ZM250 101H252V100H250ZM4 102H6L7 103V100L6 101H3V103ZM21 102V101H20ZM20 102L18 101V103L20 104ZM26 102H27V100H26ZM37 102H33L34 104L36 103L37 104ZM97 102V101H96ZM111 102V101H110ZM115 102H119V101H115ZM156 102V103H157ZM165 102H166V100H165ZM179 102V101H178ZM186 102V101H185ZM207 102V101H206ZM241 102V101H240ZM244 102H245V100H244ZM249 102V101H248ZM2 103V104H3ZM5 103V104H6ZM14 103H15V101H14ZM17 103V104H18ZM28 103V102H27ZM26 103V104H27ZM95 103V102H94ZM102 103V102H101ZM108 103V102H107ZM107 103H106V105H107ZM167 103V102H166ZM183 103V102H182ZM181 103V104H182ZM202 103V102H201ZM243 103V102H242ZM5 104H3L5 107H6V105ZM8 104V103H7ZM22 104H24L23 102H22ZM21 104V105H22ZM29 104V103H28ZM27 104V105H28ZM38 104H39V102H38ZM52 104H53V102H52ZM51 104V105H52ZM57 104V103H56ZM100 104V103H99ZM120 104V103H119ZM158 104V103H157ZM164 104V103H163ZM174 104V103H173ZM172 104V105H173ZM176 104V103H175ZM237 104H238V102H237ZM250 104V103H249ZM42 105V104H41ZM40 105V106H41ZM42 105V106H43ZM45 105H46V101H45ZM47 105H48V103H47ZM59 105V104H58ZM90 105V104H89ZM95 105H96V103H95ZM110 105V104H109ZM112 105V104H111ZM159 105V104H158ZM157 105V106H158ZM168 105V104H167ZM199 106H200V103L198 104ZM204 105V104H203ZM239 105V104H238ZM243 105H244V103H243ZM256 105V104H255ZM256 105V106H257ZM10 106V105H9ZM13 106V105H12ZM11 106V107H12ZM26 106V105H25ZM31 106H33V105H31ZM57 106V105H56ZM100 107H102L101 105H99ZM116 106V105H115ZM149 106V105H148ZM157 106H155V107H157ZM165 106V105H164ZM163 105L160 107L159 106V108H163L164 107ZM171 106V105H170ZM169 106V107H170ZM182 106L184 107V105L182 104ZM245 106H247V105H245ZM244 106V107H245ZM16 107H17V105H16ZM19 107V106H18ZM28 107V109H29V106H27ZM48 107V106H47ZM55 107V106H54ZM59 107H60V105H59ZM89 107V106H88ZM100 107H98L99 108V110H102V108L100 109ZM107 107V106H106ZM109 107V106H108ZM107 107V108H108ZM117 107V106H116ZM146 107V106H145ZM152 107V106H151ZM154 107V108H155ZM197 107L198 106H196V107H194L195 108V110L197 109ZM243 107V108H244ZM249 107V109H250V106H247V108ZM255 107V106H254ZM12 108H14V107H12ZM20 108H22V107H20ZM92 108H96V106H92ZM106 108V109H107ZM111 108V107H110ZM112 108H114L113 106H112ZM111 108V109H112ZM124 108V107H123ZM147 108V107H146ZM165 108V107H164ZM166 108H168V107H166ZM175 108V107H174ZM180 108H182V107H180ZM192 108V109H191ZM199 108V107H198ZM237 108V107H236ZM239 108V107H238ZM237 108V109H238ZM242 108V109H243ZM23 109V108H22ZM25 109H27V108H25ZM24 109V110H25ZM27 109V110H28ZM33 109V108H32ZM34 109H35V107H34ZM36 109H39V108H36ZM44 110H45V108H43ZM49 109V108H48ZM51 109V108H50ZM54 109V108H53ZM87 110H88V108H86ZM89 109H91V107L89 108ZM115 109V108H114ZM148 109V108H147ZM157 109V108H156ZM155 109V110H156ZM203 109V108H202ZM234 109V108H233ZM232 109V110H233ZM236 109V110H237ZM245 109V108H244ZM5 110H6V108H5ZM7 110H10L9 108L7 109ZM6 110V111H7ZM19 110V109H18ZM31 110V109H30ZM42 110V109H41ZM55 110H58V108L57 109H54V111ZM97 110V109H96ZM103 110H104V108H103ZM102 110V111H103ZM113 110V109H112ZM144 110V109H143ZM154 110V109H153ZM158 110V109H157ZM170 110H172V109H170ZM175 110H176V108H175ZM181 110V109H180ZM183 110V109H182ZM186 110V109H185ZM189 110H187V111H189ZM204 110V109H203ZM218 110V109H217ZM246 110V109H245ZM244 110V111H245ZM37 111H39V110H37ZM36 111V112H37ZM53 111V110H52ZM67 110H65V112H66ZM93 111V113H94V109L92 110ZM105 111V110H104ZM116 111H118V110H116ZM128 111V110H127ZM126 111V112H127ZM159 111V110H158ZM184 111V110H183ZM199 111V110H198ZM197 111V112H198ZM241 111V110H240ZM3 112H5V111H3ZM3 112L1 113L0 112V114H3ZM22 112V111H21ZM24 112V111H23ZM22 112V113H23ZM28 112V111H27ZM32 112V111H31ZM34 112V111H33ZM36 112H34V114L36 113ZM40 112V111H39ZM42 112V111H41ZM46 112H48V114L50 113L49 112V110H46ZM58 112V111H57ZM68 112V111H67ZM76 112H80V111H75L74 112V114L76 115ZM91 112V111H90ZM119 112V111H118ZM131 112V111H130ZM133 112H135L134 111V109H133ZM149 112H152L151 110L149 111ZM161 110H160V115H161ZM184 112H186V111H184ZM184 112L182 113V112H180V113H182V115H184ZM191 112V111H190ZM6 113V112H5ZM13 113V112H12ZM21 113V114H22ZM44 113V112H43ZM73 113V112H72ZM101 113V112H100ZM99 113V114H100ZM121 113V112H120ZM122 113H124V112H122ZM132 113V112H131ZM130 113V114H131ZM157 113V112H156ZM155 113V114H156ZM159 113H157V114H159ZM168 113V112H167ZM175 113V112H174ZM187 113V112H186ZM200 113V112H199ZM231 113H232V111H231ZM234 113V112H233ZM237 113V112H236ZM235 113V114H236ZM243 113V112H242ZM253 113V112H252ZM251 113V114H252ZM19 114H20V112H19ZM28 114V113H27ZM45 114V113H44ZM44 114H42V116H44ZM47 114V115H48ZM56 114V113H55ZM54 114V115H55ZM60 114H61V112H60ZM64 114V113H63ZM68 114H71L70 112L68 113ZM86 114V113H85ZM84 114V115H85ZM89 114V113H88ZM102 114V113H101ZM105 114V113H104ZM115 114L116 115H118L116 112H115ZM126 114H128L129 115V113H126ZM140 114H143V112L142 113H140ZM154 114V113H153ZM166 114V113H165ZM172 114V113H171ZM179 114V113H178ZM190 114V113H189ZM194 114H196V113H194ZM193 114V115H194ZM215 114H217V116L215 117V118H217L218 117V115H219V113H215ZM246 114H248V113H246ZM250 114V115H251ZM15 115V114H14ZM25 115V114H24ZM38 115H41V113L40 114H38ZM46 115V116H47ZM62 115V114H61ZM111 115V114H110ZM120 115V114H119ZM123 115V114H122ZM168 115V114H167ZM167 115H165V116H167ZM170 115V114H169ZM173 115V114H172ZM177 115V114H176ZM193 115H192V117H193ZM197 115V114H196ZM208 115V114H207ZM213 115H214V113H213ZM213 115L211 116V114H210V116L211 117H213ZM222 115H224V114H222ZM227 115V114H226ZM229 115V114H228ZM244 115V114H243ZM6 116V115H5ZM51 116V115H50ZM53 116V115H52ZM58 116V115H57ZM64 116V115H63ZM67 116V115H66ZM69 116H71V115H69ZM73 116V115H72ZM130 116H132V115H130ZM142 116V115H141ZM140 116V117H141ZM148 116V115H147ZM146 116V117H147ZM150 116V115H149ZM175 116V115H174ZM173 116V117H174ZM186 116V115H185ZM184 116V117H185ZM191 116V115H190ZM201 116V115H200ZM203 117H205L204 115H202ZM236 116V115H235ZM238 116H240L239 114H238ZM0 117H3L2 115L0 116ZM7 117V116H6ZM15 117H18L17 115L15 116ZM14 117V118H15ZM20 117H22L21 115H20ZM25 117H26V115H25ZM33 117H35V116H33ZM45 117V116H44ZM60 117V116H59ZM76 117H78V116H76ZM86 117V116H85ZM96 117V116H95ZM95 117H93V118H95ZM106 117V116H105ZM104 117V118H105ZM109 116L107 115V117L106 118H108ZM120 117V116H119ZM152 117V116H151ZM154 117V116H153ZM168 117V116H167ZM173 117L171 118L172 119V121H173ZM194 117H195V115H194ZM244 117H245V115H244ZM255 117V118H256ZM10 118V117H9ZM14 118H12L11 117V120L12 119H14ZM24 118V117H23ZM23 118H20V119H23ZM27 118H29V116L27 117ZM39 118V117H38ZM41 118V117H40ZM40 118H39V120H40ZM64 118V117H63ZM67 118V117H66ZM65 118V119H66ZM69 118V117H68ZM92 118V117H91ZM105 118V119H106ZM116 118V117H115ZM150 118V117H149ZM148 118V119H149ZM159 118V117H158ZM162 118V117H161ZM160 118V119H161ZM223 118H224V116H223ZM234 118V117H233ZM243 118V117H242ZM3 119H4V117H3ZM17 119V118H16ZM15 119V120H16ZM24 119H26V118H24ZM30 119H32V118H30ZM29 119V120H30ZM42 119V118H41ZM70 119V118H69ZM80 119H81V116H80V118H79V121H80ZM83 119V118H82ZM103 119V118H102ZM112 119V118H111ZM128 119H129V116H128ZM132 119V118H131ZM142 119H144V118H142ZM142 119H140V120H142ZM146 119V118H145ZM151 119V118H150ZM153 119V118H152ZM155 119V118H154ZM153 119V120H154ZM163 119H164V116H163ZM168 119V118H167ZM182 119H184L183 117H182ZM214 119V118H213ZM228 119H229V117H228ZM244 119V118H243ZM257 119V120H258ZM260 119H261V117H260ZM260 119H259V121H260ZM15 120L13 121L14 122V124H16L15 123ZM18 120H19V118H18ZM34 120V119H33ZM37 120V119H36ZM36 120H35V122H36ZM38 120V121H39ZM60 120V119H59ZM62 120V122H63V120L64 119H61ZM75 120V118L73 119V121H69V128H70V131L71 132H69V133H71V135L73 136V138L74 139H76V138H79L80 140H83V141H86V142H88L87 144H91L90 146H93V148H97V150L99 149V148H101L102 146H103V143L104 142H107V141H105V140H107L108 138V136L106 137V134L108 135H111V134H115L116 133V135H117V132H119V129H121L122 127V125L121 124H118V125H116V123H111V124H108L109 126H107V127H103V126H101V128L103 127L104 129L102 130H100V131H96L97 133H94L95 132V130H94V136H93V134H91L92 132H91V130H89L90 128H89V126H88V124H87V122L86 123H84L83 125H81V122H79L80 123V125L78 124V122L77 121H74ZM86 120V119H85ZM110 120V119H109ZM114 120V119H113ZM116 120H117V118H116ZM120 120V119H119ZM123 120V119H122ZM153 120H152V122H153ZM156 120V119H155ZM154 120V121H155ZM158 120V119H157ZM169 120H170V116H169ZM188 120V119H187ZM199 120H200V117H199ZM201 120L203 121L204 119H202L201 118ZM207 121H208V119H206ZM239 120V119H238ZM237 120V118H236V121H238ZM251 120V119H250ZM250 120H247V121H250ZM253 120V119H252ZM1 121H3L2 119H1ZM0 121V122H1ZM5 121V120H4ZM42 121V120H41ZM67 121V120H66ZM93 121V120H92ZM97 121V120H96ZM102 121V120H101ZM106 122V120H103V122ZM118 121V120H117ZM116 121V122H117ZM143 121H145V120H143ZM183 121V120H182ZM198 121V120H197ZM196 121V122H197ZM219 121V120H218ZM221 121V120H220ZM223 121V120H222ZM221 121V122H222ZM225 121V120H224ZM232 121V120H231ZM246 121V122H247ZM256 121V120H255ZM262 121V120H261ZM16 122H17V120H16ZM54 122H55V120H54ZM57 122V121H56ZM109 122V121H108ZM107 122V123H108ZM120 121H118V123H119ZM121 122H123V121H121ZM127 122V121H126ZM131 122H132V120H131ZM141 122V121H140ZM147 122V121H146ZM145 122V123H146ZM151 122V123H152ZM162 122V121H161ZM166 121H164V123H165ZM170 122V121H169ZM186 122V121H185ZM188 122H189V120H188ZM193 122H194V120H193ZM196 122H194V123H196ZM205 122V121H204ZM227 122H229V120L227 121ZM235 122V121H234ZM243 122V121H242ZM254 122V121H253ZM10 123V122H9ZM27 123H29V121L27 122ZM27 123H26V125H27ZM37 123V122H36ZM39 123H41L40 121H39ZM38 123V124H39ZM63 123H65V122H63ZM63 123H59V124H61V126H62V124ZM83 123V122H82ZM92 123V122H91ZM90 123V124H91ZM99 123V122H98ZM128 123V122H127ZM138 123V122H137ZM175 123V122H174ZM178 123V122H177ZM183 123V122H182ZM207 123H211L210 122V120H209V122H207ZM231 123H233V122H231ZM238 123V122H237ZM248 123V122H247ZM261 123V122H260ZM263 123V122H262ZM1 124V123H0ZM4 124H6V123H4ZM13 124V123H12ZM13 124V125H14ZM19 123H17V125L16 126H19L18 125ZM55 124V123H54ZM96 124H97V122H96ZM100 124V123H99ZM104 124H106V123H104ZM123 124V123H122ZM125 124V123H124ZM130 124V123H129ZM135 124V123H134ZM141 123H139V125H140ZM147 124H149V123H147ZM156 124V123H155ZM159 124H161V123H158V125ZM187 124V123H186ZM188 124H190V123H188ZM187 124V125H188ZM212 124H215V123H212ZM227 124V123H226ZM230 124V123H229ZM250 124V123H249ZM255 124H257V123H255ZM255 124H253V125H255ZM2 125V124H1ZM0 125V126H1ZM7 125V124H6ZM29 125H32V124H29ZM34 125V124H33ZM35 125H37V124H35ZM35 125H34V127H35ZM56 125H57V123H56ZM102 125V124H101ZM107 125V124H106ZM119 125H121V126H119ZM132 125V124H131ZM145 125V124H144ZM152 125V124H151ZM164 125V124H163ZM166 125V124H165ZM168 125H170V124H168ZM176 125V124H175ZM180 125V124H179ZM192 125V124H191ZM202 125V124H201ZM221 125L222 124H220V126H219V128L221 127ZM223 125H224V127L222 128L221 127V129H223V131L222 130H220L221 132H222V134H221V136L218 138V145H222V146H226V143L228 142L227 140H229L231 137H233V136H235V132H234V128L235 127H233V128H231V126L229 127V126H227V125H225V123H223ZM234 125V124H233ZM238 125V124H237ZM248 125V124H247ZM252 125V126H253ZM262 125V124H261ZM12 126V125H11ZM15 126V125H14ZM15 126V127H16ZM96 126V125H95ZM105 126V125H104ZM130 126V125H129ZM138 126V125H137ZM136 126V127H137ZM143 126V125H142ZM146 127H148V125H145ZM150 126V125H149ZM152 126H155V125H152ZM152 126H151V128H152ZM157 126V125H156ZM181 126H182V124H181ZM190 126V125H189ZM203 126H205V125H203ZM246 125H244V127H245ZM256 126V125H255ZM258 126V125H257ZM260 126V125H259ZM20 127V126H19ZM26 127V126H25ZM60 127V126H59ZM62 127H65V125L64 126H62ZM98 127H100V125H98ZM121 127V128H120ZM126 127V126H125ZM124 127V128H125ZM141 127V126H140ZM146 127H144V128H146ZM158 127V126H157ZM185 127V126H184ZM195 127V126H194ZM197 127V126H196ZM200 127V126H199ZM206 127V126H205ZM204 127V128H205ZM243 127V128H244ZM248 127H250V126H247V127H245V128H248ZM11 128L12 127H10V130H11ZM28 128V127H27ZM29 128H31V127H29ZM93 128H94V126H93ZM95 128H97V127H95ZM123 128V129H124ZM133 128H134V126H133ZM154 128V127H153ZM159 128V127H158ZM177 128V127H176ZM188 128L189 127H187V129L186 130H184V131H182L181 130V133H176V135H174V131H173V134L171 135H167V133L165 134V136H163V137H156V140H155V143L159 146V151L161 150V151H163V153L165 154V155H167L168 157H173V159H175V161L174 162H172L170 165H167V167L165 168V167H163L162 169H164V170H157V169H161L160 167H159V164H160V162H161V164L163 163L164 164V160L162 161L158 156H159V154H158V156L157 155H155V153L156 152H152V149H154L153 147H155V145L152 147V149L150 150V152H152V153H150V155L148 154H143V153H146V152H143V150H142V152H141V150H139L138 152H140L139 153V155L140 156H137V157H134V154H133V156L132 155H130V153L131 152H133L131 149H134L137 145L139 146V144H141L142 145V143L141 142H135V141H133L132 140V138H131V140H127V141H125L124 140V138H123V142H120V141H122V140H120L119 142H120V145L118 146V150L116 151L117 152V154L115 153L114 155L115 156H118V157H107L108 158V160H104L103 158H100L99 159V161H98V165H99V171H97V172H99V178H98V180L100 181V185H99V187L101 186L102 188H97V189H99L100 191H98V192H101V189H103V187L104 188H106V190L105 191H108V189H107V187L108 188H112V189H115L118 193H120L122 196H120V197H123V193H125V194H127L126 193V190L127 191H130V190H128L129 188H128V186L130 185L129 183H131L132 181H135L136 179H139V178H141L142 176H143V174H145V175H147L146 173H140V171L141 170H143V172H144V169H150V167H151V170H152V167H154L153 169H156V171H159L158 172V174L156 175V178L155 177H153V178H155V180L154 181H152L151 183H148L147 185H146V182H144L143 180H142V182H144L145 183V186H144V195L141 197L142 199H145L144 201H142V200H140L141 202H140V204H138L139 206H137L138 207V209L135 211V209L133 210L132 208H130V209H132V212H129V214H127L126 215V217H125V219H123L122 220V222L121 221H119V225L118 226H116V227H114V225H112V226H109V228L106 230V231H104L103 229H102V231H104V234L102 233V235L100 234V236H103L104 237V239L106 240H104L103 239V237L101 238L102 240H104L106 243H107V241H109L110 242V239L111 238H113V237H117V236H119L120 237V239H121V243H120V245H121V249L122 248H124L125 249V251H126V253L128 254H130V252L132 253V252H134L136 255H137V257H140V259L141 260H139L138 261V259L139 258H137V262H139V264H178V261L176 260V257H178V255L180 254V257H178V258H181V255L183 254L184 256V260L182 259V261L179 263V264H214V262L213 261H215V259L216 258H219V256L217 257V255L215 254V253H213V251H218V254H220V255H222L223 256V260L221 261V260H219V261H221L222 262V264H224V263H229V264H232V262L236 259H238V258H241L242 257V255L244 254H246L247 252H249V253H247V254H250V251H251V249H254V248H260V247H263L264 248V166H262V165H260V163H262L264 160H263V158L261 157V156H257L256 154H254V153H251L250 151H249V149L247 150V151H249L250 152V155H251V160L250 161H247L246 160V158H245V153H246V151L245 150H240V151H238L237 152V150L235 151V152H237V153H234L233 154V152L232 153H228V151L230 150L231 151V149H229V150H227V148H226V150L224 149H221L220 147H218V145H217V148L216 149H218V148H220V150H218V152H215V151H213V150H211L212 148H211V146L209 145V143H207V142H204V140H203V142H200V146L198 147V149L197 150H195V148H194V150H193V152H191L190 151V147L192 146V145H189V144H193V142L192 143H190V141L191 140H193V138L191 139V140H189L191 137H193V136H191V130L189 129L188 130ZM198 128V127H197ZM196 128V129H197ZM206 128H208V126L206 127ZM205 128V130H207ZM211 128V127H210ZM237 128V127H236ZM239 128V127H238ZM255 128V127H254ZM259 128V127H258ZM261 128V127H260ZM2 129V131L0 132V133H4V132H8L9 130V127L7 128V130L8 131H4L3 132V127L1 128ZM18 129V128H17ZM20 129V128H19ZM64 129H66V128H64ZM99 129V128H98ZM143 129V128H142ZM149 130H151L150 128H148ZM163 129H166V127L165 128H163ZM169 129H171L170 127H169ZM193 130H194V128H192ZM214 129V128H213ZM251 129H253V127L251 128ZM21 131H22V129H20ZM30 130H32V129H30ZM55 130H57L56 128H55ZM58 130H60V129H58ZM57 130V131H58ZM62 130V129H61ZM122 130V129H121ZM120 130V131H121ZM128 130V129H127ZM126 130V131H127ZM131 130V129H130ZM139 130H140V128H139ZM153 130H158V129H153ZM152 130V132H154ZM173 130V129H172ZM174 130H176V129H174ZM180 130V129H179ZM197 130H199V129H197ZM218 130V129H217ZM240 130V129H239ZM244 130V129H243ZM257 130V129H256ZM13 131H14V129H13ZM20 131V132H21ZM27 131H28V129H27ZM123 131V130H122ZM125 131V130H124ZM129 131V130H128ZM133 131H134V129H133ZM148 131V130H147ZM155 131V132H156ZM171 131V130H170ZM208 131V130H207ZM236 131H237V129H236ZM248 131H250V130H248ZM259 131L262 133V131L259 129ZM12 132V131H11ZM28 132H31V131H28ZM131 132V131H130ZM136 132V131H135ZM138 132V131H137ZM140 132H142V131H140ZM164 132H166V131H164ZM168 132V131H167ZM193 132V131H192ZM203 132V131H202ZM209 132V131H208ZM239 132V131H238ZM251 132H253L252 130H251ZM14 133H15V131H14ZM13 133V134H14ZM17 133V132H16ZM15 133V134H16ZM23 133V132H22ZM25 133V132H24ZM23 133V134H24ZM61 133V132H60ZM63 133H65V131L63 130V132H62V134L61 135H63ZM67 133V132H66ZM120 133V132H119ZM143 133H144V130H143ZM147 133H151V132H147ZM160 133V132H159ZM195 133H196V131H195ZM199 133H200V131H199ZM198 133V134H199ZM205 133V132H204ZM210 133H211V131H210ZM217 133V132H216ZM241 133H243V132H241ZM241 133H239V134H241ZM255 133H256V131H255ZM254 133V134H255ZM8 134H9V132H8ZM7 134V135H8ZM18 134V133H17ZM57 134V133H56ZM122 134V133H121ZM121 134H119V135H121ZM126 134V133H125ZM124 134V135H125ZM131 134V133H130ZM142 134V133H141ZM144 134H146V133H144ZM152 134V133H151ZM154 134V133H153ZM161 134V133H160ZM206 134V133H205ZM218 134V133H217ZM220 134V133H219ZM223 134H224V136H223ZM3 135V134H2ZM2 135H1V137H2ZM12 135V134H11ZM20 135H21V133H20ZM26 135H29V134H27L26 133ZM67 135H68V133H67ZM70 135V134H69ZM70 135V136H71ZM129 135V134H128ZM131 135H133V134H131ZM139 135V134H138ZM164 135V134H163ZM207 135V134H206ZM210 135H214V133L213 134H210ZM210 135H209V137H210ZM244 135H245V133H244ZM250 135V134H249ZM253 135V134H252ZM17 135H15V137H16ZM22 136V135H21ZM58 136H60L59 135V133H58ZM112 136V135H111ZM110 136V137H111ZM123 136V135H122ZM146 137H147V135H145ZM204 136V135H203ZM257 136V135H256ZM0 137V138H1ZM4 137V136H3ZM18 137V136H17ZM20 137V136H19ZM24 137V136H23ZM27 137V136H26ZM64 137H65V135H64ZM109 137V138H110ZM113 137V136H112ZM127 137V136H126ZM125 137V138H126ZM139 137V136H138ZM151 137L152 136H150V139H151ZM195 137V136H194ZM207 137V136H206ZM236 137V136H235ZM245 137H246V135H245ZM21 138V137H20ZM66 138H67V136H66ZM69 138V137H68ZM67 138V139H68ZM72 138V137H71ZM107 138V139H106ZM135 138V137H134ZM141 138V137H140ZM140 138H139V140H140ZM227 138V139H226ZM229 138V139H228ZM237 138H238V135H237ZM248 138V137H247ZM246 138V139H247ZM261 138V137H260ZM260 138H257V139H259L260 140ZM2 139V138H1ZM4 139H6L5 137H4ZM12 139H13V137H12ZM16 139V138H15ZM60 139V138H59ZM62 139L65 141V139L63 138V136H62ZM120 139V138H119ZM118 139V140H119ZM122 139V138H121ZM137 139V138H136ZM135 139V140H136ZM142 140H143V138H141ZM213 139V138H212ZM215 139H216V137H215ZM249 139V138H248ZM253 139V138H252ZM7 140V139H6ZM10 140H11V138H10ZM16 140H18V138L16 139ZM20 140V139H19ZM23 140V139H22ZM28 140V139H27ZM31 140V139H30ZM141 140V141H142ZM207 140H208V138H207ZM217 140V139H216ZM235 140V139H234ZM240 140V139H239ZM238 140V141H239ZM2 141H5V140H2ZM21 141V140H20ZM20 141H19V143H20ZM35 141V140H34ZM62 141V140H61ZM69 141V140H68ZM82 141V142H83ZM147 141V140H146ZM151 141V140H150ZM189 141V143H187ZM206 141V140H205ZM210 141V140H209ZM212 141V140H211ZM248 141H250V140H248ZM12 142H13V140H12ZM26 142H28V141H26ZM70 142V141H69ZM82 142H81V145H83V146H85L86 144H82ZM109 142V141H108ZM111 142V141H110ZM118 142V143H119ZM144 142V141H143ZM186 142L187 144H184V143ZM217 142V141H216ZM233 142V141H232ZM237 142V141H236ZM235 142V143H236ZM240 142V141H239ZM244 142V141H243ZM257 142V141H256ZM4 143V142H3ZM24 143V142H23ZM29 143H30V141H29ZM33 143V142H32ZM35 143V142H34ZM63 143V142H62ZM73 143V142H72ZM71 143V144H72ZM79 143V142H78ZM85 143V142H84ZM151 143V142H150ZM150 143H148V144H150ZM154 143V144H155ZM184 145H183V144ZM214 143V142H213ZM234 143V142H233ZM234 143V144H235ZM246 143V142H245ZM245 143H244V145H245ZM253 143V142H252ZM251 143V144H252ZM7 144V143H6ZM9 144V143H8ZM13 144H15L14 142H13ZM16 144H18V143H16ZM21 144V143H20ZM20 144H18V145H20ZM26 144V143H25ZM37 143H35V145H36ZM59 144V143H58ZM57 144V145H58ZM64 144V143H63ZM66 144V143H65ZM64 144V145H65ZM70 144V145H71ZM109 145H111L110 143H108ZM145 145H146V142L144 143ZM143 144V145H144ZM153 144V143H152ZM183 145V146H179V145ZM212 144V143H211ZM227 144H229V143H227ZM246 144H248V143H246ZM2 145V144H1ZM5 145V144H4ZM12 145V144H11ZM11 145H7V146H11ZM24 145V144H23ZM23 145H20V146H23ZM27 145V144H26ZM34 145V144H33ZM61 145V144H60ZM143 145H142V147H143ZM151 145V144H150ZM190 147H189V146ZM230 145V144H229ZM231 145H232V143H231ZM239 145V144H238ZM257 145H259V144H257ZM264 145V144H263ZM13 146V145H12ZM15 146V145H14ZM17 146V145H16ZM32 146V145H31ZM55 146V145H54ZM62 146V145H61ZM66 146V148H68L67 147V145H65ZM72 146V145H71ZM89 146V147H90ZM105 146V145H104ZM198 146V145H197ZM234 146H237V145H234ZM248 146V145H247ZM261 146V145H260ZM26 148H28L29 149V147L28 146H25ZM25 147H24V149H25ZM33 147V146H32ZM38 147V146H37ZM36 147V148H37ZM40 147V146H39ZM56 147V146H55ZM57 147H59V146H57ZM141 147V148H142ZM150 147V146H149ZM157 147V146H156ZM183 147V148H182ZM226 147H228V146H226ZM243 147V146H242ZM241 147V148H242ZM2 148H4V146L2 147ZM16 148V147H15ZM17 148H19V147H17ZM23 148V147H22ZM62 148H64V146L62 147ZM71 148V147H70ZM74 148H75V146H74ZM73 148V149H74ZM80 148H82V147H80ZM80 148H79V150H80ZM83 148H85V147H83ZM104 148V147H103ZM103 148H101V149H103ZM110 148V147H109ZM138 148V147H137ZM137 148H135V149H137ZM140 148V149H141ZM145 148H146V146H145ZM161 148V149H160ZM229 148V147H228ZM232 148V147H231ZM237 148V147H236ZM249 148H250V146H249ZM4 149H7V148H4ZM31 149V148H30ZM38 149V148H37ZM65 149V148H64ZM76 149V148H75ZM74 149V150H75ZM87 149V148H86ZM108 149V148H107ZM111 149H113V148H111ZM134 149V150H135ZM139 149V148H138ZM149 149V148H148ZM193 149V148H192ZM233 149H234V147H233ZM246 149V148H245ZM251 149V148H250ZM262 149V148H261ZM39 150V149H38ZM52 150H53V148H52ZM105 151H106V149H104ZM155 150H156V148H155ZM158 150V149H157ZM235 150V149H234ZM4 151V150H3ZM22 151V150H21ZM35 151V150H34ZM54 151V150H53ZM64 151V150H63ZM65 151H67V149L65 150ZM71 151V150H70ZM76 151V150H75ZM89 150H87V152H88ZM93 151V150H92ZM158 151V152H159ZM253 151V150H252ZM257 151V150H256ZM25 152H27V151H25ZM38 152V151H37ZM36 152V153H37ZM43 152H44V150H43ZM71 152H73V151H71ZM98 152V151H97ZM96 152V153H97ZM109 152V151H108ZM130 152V153H129ZM135 152H137V151H135ZM258 152H260V151H258ZM1 153V152H0ZM33 153H35V152H33ZM41 153H42V150H41ZM77 153H79V152H77ZM77 153H75V154H77ZM102 153V152H101ZM106 153H107V151H106ZM110 153H112L111 151H110ZM160 153V152H159ZM162 153V152H161ZM263 153V152H262ZM28 154H29V151H28ZM38 154V153H37ZM66 154V153H65ZM68 154H70V153H68ZM82 154V151L80 152V155ZM86 154H88V153H86ZM136 154V153H135ZM157 154V153H156ZM248 154V153H247ZM247 154H246V156H247ZM21 155V154H20ZM39 155V154H38ZM78 155V154H77ZM105 155V154H104ZM108 155V154H107ZM161 155H163V154H161ZM165 155H163V156H165ZM22 156V155H21ZM35 156V155H34ZM71 156V155H70ZM73 156V155H72ZM82 156V155H81ZM90 156V155H89ZM44 159L46 160V162H47V164L50 166L49 168L52 170V172L54 173V176H55V179H54V181H52L51 182V184L49 183V190L51 189V191L49 192V190H48V192H49V195H51L50 197H52V194L51 193H53L54 194V192L55 193H57L59 196H57L56 195V197L55 198H57V197H59L60 198V200L62 201L63 199H64V197L65 198H68V196L66 197L65 196V194H66V192H67V190H68V187H69V178H68V176H69V174L68 173H66V171H67V162H69V161H67V159L66 160H62V157H60V156H58V155H56V153L54 152H45V154H44ZM67 157V156H66ZM83 157H85L84 156V154H83V156H82V158ZM178 157V158H177ZM22 158H23V156H22ZM21 158V159H22ZM33 158V157H32ZM35 158V157H34ZM33 158V159H34ZM76 159L78 158V157H75ZM79 158H80V156H79ZM78 158V159H79ZM166 158V157H165ZM69 159V158H68ZM92 159V158H91ZM173 159H171V160H173ZM247 159H248V157H247ZM25 160H27V159H25ZM44 160V161H45ZM80 160V159H79ZM87 160V159H86ZM93 160H94V158H93ZM71 161V160H70ZM81 161H83V160H81ZM97 161V160H96ZM96 161L94 162V164H96ZM168 161V160H167ZM22 162V161H21ZM35 162H37V161H35ZM73 162V161H72ZM79 162V161H78ZM87 162H88V160H87ZM89 162H90V160H89ZM171 162V161H170ZM169 162V163H170ZM23 163V162H22ZM27 163V162H26ZM34 163V162H33ZM38 163V162H37ZM71 163V162H70ZM74 163V162H73ZM77 163V162H76ZM83 162H81V164H82ZM166 163V162H165ZM40 164V163H39ZM81 164L79 165V166H81ZM89 164V163H88ZM93 164V163H92ZM160 164V166H162ZM168 164V163H167ZM20 165V164H19ZM30 165H31V163H30ZM69 165V164H68ZM74 165H75V163H74ZM84 165L87 167V165L86 164H83L82 166L84 167ZM166 165V164H165ZM17 166V165H16ZM36 166V165H35ZM38 166V165H37ZM70 166H72V165H70ZM78 166V167H79ZM158 166V167H157ZM25 167V166H24ZM32 167V166H31ZM89 167H91V166H89ZM20 168V167H19ZM33 168V167H32ZM44 168V167H43ZM42 168V169H43ZM46 168V167H45ZM73 168H75V167H73ZM93 168H95V167H93ZM144 168V169H143ZM25 169V168H24ZM24 169H23V171H24ZM35 169V168H34ZM69 169V168H68ZM146 169V170H147ZM149 169L147 170V171H149ZM15 170V169H14ZM21 170V169H20ZM26 170H27V167H26ZM39 170V169H38ZM46 170V169H45ZM71 170V169H70ZM89 170V169H88ZM87 170V171H88ZM37 171V170H36ZM48 171H49V169H48ZM84 171V170H83ZM83 171H81V172H83ZM94 171V170H93ZM153 171V170H152ZM155 171V172H156ZM28 172V171H27ZM30 172V171H29ZM28 172V173H29ZM40 172V171H39ZM44 172V171H43ZM51 172V171H50ZM49 172V173H50ZM68 172V171H67ZM96 172V171H95ZM94 172V173H95ZM146 172V171H145ZM12 173V172H11ZM72 173H74V172H72ZM88 173V172H87ZM149 173V172H148ZM31 174V173H30ZM36 174V173H35ZM47 174V173H46ZM84 174V173H83ZM93 174V173H92ZM98 173H96V175H97ZM117 175V177H115L116 175ZM17 175V174H16ZM15 175V176H16ZM22 175V174H21ZM45 175V174H44ZM43 175V176H44ZM74 175V174H73ZM149 175H151V172L149 173ZM37 176V175H36ZM39 176V175H38ZM41 176H42V174H41ZM46 176V175H45ZM86 176V175H85ZM93 176V175H92ZM98 176V175H97ZM96 176V177H97ZM1 177L3 178V176L1 175ZM7 177V176H6ZM18 177V176H17ZM53 177V176H52ZM81 177V176H80ZM95 177V176H94ZM150 177V176H149ZM148 177V178H149ZM5 178V177H4ZM9 178V177H8ZM42 178V177H41ZM45 178V177H44ZM48 178V177H47ZM72 179H73V177H71ZM82 178H83V175H82ZM152 177H151V179H153ZM22 179H23V177H22ZM25 179V178H24ZM31 179H32V177H31ZM53 179V178H52ZM142 179V178H141ZM150 179V178H149ZM2 180H4V179H2ZM6 180V179H5ZM9 180V179H8ZM17 180V179H16ZM37 180H39V178L37 179ZM37 180H35V181H37ZM51 180V179H50ZM50 180H48V182L50 181ZM81 180H83V179H81ZM84 180H86V179H84ZM97 180V179H96ZM0 181H1V179H0ZM19 181V180H18ZM23 181V180H22ZM33 181V180H32ZM43 181V180H42ZM41 181V182H42ZM87 181V180H86ZM15 182H17V181H15ZM15 182H14V186H15ZM26 182H28V181H26ZM39 182H40V180H39ZM40 182V183H41ZM44 182V181H43ZM42 182V183H43ZM80 182V181H79ZM81 182H83V181H81ZM91 182V181H90ZM98 182V181H97ZM150 182V181H149ZM8 183V182H7ZM12 183V182H11ZM41 183V184H42ZM46 183V182H45ZM92 183V182H91ZM90 183V184H91ZM99 183V182H98ZM2 184V183H1ZM21 184V183H20ZM20 184H18V185H20ZM24 184V183H23ZM31 184V183H30ZM40 184V185H41ZM80 184V183H79ZM86 184H88V183H86ZM3 185V184H2ZM5 185V184H4ZM7 185V184H6ZM9 185V184H8ZM12 185V186H13ZM16 185H17V183H16ZM26 185V184H25ZM36 185V184H35ZM46 185V184H45ZM48 185V184H47ZM83 185V184H82ZM89 185V184H88ZM98 185V184H97ZM12 186H9V187H11L12 189H14ZM21 186V185H20ZM30 186V185H29ZM33 186V185H32ZM37 186V185H36ZM84 186V185H83ZM87 186V185H86ZM141 186V185H140ZM1 188H2V186H0ZM23 187H25V186H23ZM34 187V186H33ZM39 187V186H38ZM47 187V186H46ZM48 187H47V189H48ZM18 188V187H17ZM22 188V187H21ZM20 188V189H21ZM35 188V187H34ZM72 188V187H71ZM93 188H94V186H93ZM141 188V187H140ZM143 188V187H142ZM3 189V188H2ZM12 189H9V190H11V191H13ZM19 189V190H20ZM25 189V188H24ZM33 188H31V190H32ZM39 188H35V190H38ZM43 189V188H42ZM46 189V188H45ZM46 189V190H47ZM79 189H81V185L79 186ZM83 189V191H85L84 189H85V186H84V188H82ZM170 189H173V193H174V195L173 196H171V191L172 190H169ZM8 190V189H7ZM15 190V189H14ZM28 190H29V188H28ZM95 190V189H94ZM114 190V191H115ZM169 192H168V191ZM17 191V190H16ZM102 191H104V190H102ZM116 191H115V193H116ZM165 192V191H167L168 192V195L170 194V196L169 197H167L165 194V196L168 198H164L165 200H164V202L162 203H155V201L154 202H151V201H153V198L155 197V198H158L157 196L161 193V192ZM22 192V191H21ZM34 193L36 192V191H33ZM39 192H41V190H39ZM43 192V191H42ZM41 192V193H42ZM82 192V191H81ZM86 192H87V190H86ZM96 192V191H95ZM167 192H165V193H167ZM5 193V192H4ZM11 193V192H10ZM15 193H17V192H15ZM32 193V192H31ZM45 193H47V191L45 192ZM117 193V194H118ZM133 193V192H132ZM131 192H130V194H132ZM1 194V193H0ZM12 194V193H11ZM24 194H25V192H24ZM29 194V193H28ZM67 194H70V192L68 191V193ZM72 194V193H71ZM71 194L69 195V196H71ZM81 194H83V193H81ZM86 194V193H85ZM99 194V193H98ZM107 194H108V192H107ZM129 194V193H128ZM130 194H129V196H130ZM162 194V193H161ZM2 195V194H1ZM0 195V196H1ZM8 195H9V192H8ZM26 195V194H25ZM40 194H37V196H39ZM47 195V194H46ZM45 195V196H46ZM49 195L48 196H46L47 198L49 197ZM84 195V194H83ZM96 195V194H95ZM113 195V194H112ZM119 195V194H118ZM137 195V194H136ZM140 195V194H139ZM5 196V195H4ZM4 196H2V197H4ZM6 196H7V194H6ZM5 196V197H6ZM27 196V195H26ZM30 196V195H29ZM32 196H33V194H32ZM35 196V195H34ZM34 196H33V198H34ZM40 196H42V195H40ZM54 196H55V194H54ZM64 196V197H63ZM84 196H86V195H84ZM100 196V195H99ZM108 196V195H107ZM128 196V195H127ZM126 196V197H127ZM134 196H135V194H134ZM138 196V195H137ZM162 196V195H161ZM12 197V196H11ZM19 196H17V198H15V197H13V198H15L14 200H15V204H16V206H17V204H22V202L20 203V198H18ZM24 197V196H23ZM43 197H44V195H43ZM45 197V198H46ZM113 197V196H112ZM119 197V198H120ZM140 197V196H139ZM160 197V196H159ZM9 198V197H8ZM28 198V197H27ZM26 198V199H27ZM35 198H37V197H35ZM40 198V197H39ZM38 198V199H39ZM45 198H43V199H45ZM54 198V199H55ZM62 198V199H61ZM108 198H109V196H108ZM114 198V197H113ZM116 198V197H115ZM6 199V198H5ZM11 199V198H10ZM21 199H22V196H21ZM32 198H30V200H31ZM42 198H40V200H41ZM43 199H42V202H43V204H44V202L45 203H48V202H46L45 200L43 201ZM49 199V198H48ZM54 199H53V202H54ZM58 199V198H57ZM100 199V198H99ZM118 199V198H117ZM122 199V198H121ZM127 199V198H126ZM128 199H131V198H128ZM134 199V201H136V199L135 198H133ZM138 199V198H137ZM148 201H147V200ZM152 199V200H151ZM3 200V199H2ZM1 200V201H2ZM23 200V199H22ZM27 200H29V198L27 199ZM26 200V201H27ZM33 200V199H32ZM103 200V199H102ZM124 199H122V201H123ZM132 200V199H131ZM150 200V201H149ZM160 200V199H159ZM1 201H0V204H1ZM8 202H9V199L7 200ZM12 201V200H11ZM25 201V202H26ZM34 201V200H33ZM36 201V200H35ZM49 201H50V199H49ZM61 201H60V203H61ZM66 201H68V200H66ZM104 201H107L106 199L104 200ZM113 201H120V200H112L111 201V203L113 202ZM122 201H120V202H122ZM126 201V200H125ZM129 201V200H128ZM138 201V200H137ZM5 202V201H4ZM14 202V201H13ZM39 202V201H38ZM38 202H36L35 204H37ZM120 202L118 203V205L120 204ZM139 202V201H138ZM137 202V203H138ZM159 202V201H158ZM27 203V202H26ZM29 203V202H28ZM52 202H49V204H51ZM66 203V202H65ZM111 203H109V205L111 204ZM122 203H124V202H122ZM130 203H134L135 205H137L136 204V202H130ZM13 204V203H12ZM23 204H25V203H23ZM33 204V203H32ZM31 204V205H32ZM102 205H103V201H102V203H101ZM126 204V203H125ZM129 204V203H128ZM133 204V205H134ZM3 205V204H2ZM5 205V204H4ZM40 206H41V204H39ZM39 205H38V207H39ZM47 205V204H46ZM55 205V204H54ZM127 205V204H126ZM9 206H11V205H9ZM8 206V207H9ZM15 206V205H14ZM28 206H29V204H28ZM33 206H35V205H33ZM44 207H45V205H43ZM42 206V207H43ZM47 206H49V205H47ZM62 206V205H61ZM65 206H67V205H65ZM123 206H125V205H122V207ZM129 206H130V204H129ZM132 206V205H131ZM1 207V206H0ZM7 207V206H6ZM6 207H3L2 209H4V208H6ZM11 207H13V205L11 206ZM22 207H23V205H22ZM26 207V206H25ZM36 207V206H35ZM34 207V208H35ZM51 207V206H50ZM50 207L48 208V210L50 209ZM108 207H110V206H108ZM126 207V206H125ZM136 207V206H135ZM15 209L16 208H18V206L17 207H14ZM14 208H12V209H14ZM33 208V209H34ZM37 208V207H36ZM40 208V207H39ZM55 208H57V207H55ZM54 208V209H55ZM101 208L103 209V206H101ZM104 208H106V207H104ZM112 209H113V207H111ZM9 209H11V208H9ZM8 209V210H9ZM21 209V208H20ZM19 209V210H20ZM22 209H24V207L22 208ZM41 209V208H40ZM46 209V208H45ZM45 209H43V213H44V210ZM100 209V208H99ZM98 208H97V210H99ZM102 209H101V211H102ZM127 209H129V208H127ZM129 209V210H130ZM0 210H1V208H0ZM17 210V209H16ZM15 210V211H16ZM30 210V209H29ZM28 210V208H27V211H29ZM35 210V209H34ZM34 210H32V211H34ZM53 210V209H52ZM52 210H50V212L52 211ZM111 210V209H110ZM124 210V209H123ZM122 210V211H123ZM126 210V209H125ZM36 211V210H35ZM46 211H47V209H46ZM55 211V210H54ZM103 211H105L104 209H103ZM108 211V210H107ZM127 211V210H126ZM17 212H19V211H17ZM37 212V211H36ZM48 212V211H47ZM53 212V211H52ZM56 212H57V210H56ZM95 213H96V211H94ZM93 212V213H94ZM98 212V211H97ZM100 212V211H99ZM98 212V213H99ZM112 212V211H111ZM110 212V213H111ZM121 212V211H120ZM119 212V213H120ZM2 213V212H1ZM0 213V214H1ZM10 213V212H9ZM12 213H14L15 214V212L13 211ZM32 213V212H31ZM35 213V212H34ZM39 213V212H38ZM42 212H40V214H41ZM43 213H42V215H43ZM102 213V212H101ZM101 213H99V214H101ZM3 214V213H2ZM5 214V213H4ZM11 214V213H10ZM13 214V215H14ZM19 214V213H18ZM23 214H25V213H23ZM97 214V213H96ZM6 215H7V213H6ZM16 215V214H15ZM21 215H22V213H21ZM30 215V214H29ZM36 215V214H35ZM34 215V216H35ZM38 215V214H37ZM119 215H122L121 213L119 214ZM118 215V216H119ZM124 215V214H123ZM11 216H12V214H11ZM108 216L110 217V215H107V218H108ZM116 216V215H115ZM9 217V216H8ZM21 217V216H20ZM19 217V218H20ZM27 217V216H26ZM32 218V216H29V218ZM41 217V216H40ZM102 217H103V214H102ZM117 217V216H116ZM116 217H114V219L116 218ZM120 217V216H119ZM2 218H4V217H2ZM6 218V217H5ZM5 218H4V220H5ZM22 218V217H21ZM20 218V219H21ZM24 218H25V216H24ZM36 218V217H35ZM120 218H123V217H120ZM119 218V219H120ZM13 219V218H12ZM15 219H16V217H15ZM15 219H14V222L13 223H17L16 221H15ZM17 219H18V217H17ZM3 220V219H2ZM9 220V219H8ZM7 220V221H8ZM26 220V219H25ZM33 220H34V218H33ZM11 221H13V220H11ZM29 221V220H28ZM30 221H32V220H30ZM111 221V220H110ZM2 222V221H1ZM0 222V223H1ZM9 222V221H8ZM19 222V221H18ZM27 222V221H26ZM25 222V223H26ZM108 222H109V220H108ZM114 222V221H113ZM116 222V221H115ZM10 223V222H9ZM23 223V222H22ZM107 224V223H106ZM110 224V223H109ZM111 224H112V221H111ZM110 224V225H111ZM114 224V223H113ZM117 225V224H116ZM107 226V225H106ZM101 228V227H100ZM103 228H105V227H103ZM97 231V230H96ZM101 231V232H102ZM98 233H99V231H98ZM98 233H96V234H98ZM178 234H181V235H179L181 238H182V242L180 241L179 242V240L181 239L180 237H177L178 236ZM97 236H99V235H97ZM134 237H138V242L134 245L133 243V245L130 243V241H132V240H135V238ZM99 238V237H98ZM97 238V239H98ZM134 238V239H133ZM177 238H180L179 240H176ZM96 239V238H95ZM100 239V241H102ZM114 240H115V238H113ZM112 239V240H113ZM111 240V241H112ZM116 240H118V239H116ZM94 241V240H93ZM99 241V242H100ZM109 242H108V244H109ZM113 242H115V241H113ZM120 242V241H119ZM133 242V241H132ZM101 243V242H100ZM102 243H103V241H102ZM110 243H112V242H110ZM116 243H118V242H116ZM97 244L99 245V243L97 242ZM113 244V243H112ZM111 244V245H112ZM102 245V244H101ZM103 245H106V244H103ZM115 245H117V244H115ZM95 246V245H94ZM94 246H93V248H94ZM108 246V245H107ZM107 246H103V248L105 247L106 249L108 248ZM101 247V246H100ZM118 247H120V246H118ZM96 248H98V246L97 247H95V249ZM103 248H101L100 250H101V252H102V249ZM110 248H112V247H110ZM109 248V249H110ZM117 248V247H116ZM212 248H215V250H213ZM99 249V248H98ZM118 249V248H117ZM120 249V250H121ZM261 249V248H260ZM260 249L258 250V251H260ZM99 250V251H100ZM105 250V249H104ZM103 250V251H104ZM183 250V251H182ZM213 250V251H212ZM250 250V251H249ZM255 250V249H254ZM257 250H255V251H257ZM94 252H96V251H98V250H93ZM107 251V250H106ZM123 251V250H122ZM247 251V252H246ZM257 251V252H258ZM261 251H263V249L261 250ZM105 252V251H104ZM117 252H119V251H117ZM246 252V253H245ZM256 252V253H257ZM253 253V250L251 251V254ZM256 253H253V254H256ZM262 253V252H261ZM261 253H260V255H261ZM99 254H101V253H99ZM120 255H121V253H119ZM242 254V255H241ZM246 254V255H247ZM258 254V253H257ZM119 255V256H120ZM131 255V254H130ZM213 255L216 257H213ZM244 255H243V259H244V261L246 260L245 258H244ZM259 255V254H258ZM257 255V256H258ZM264 255V253L262 254V256ZM123 256V255H122ZM241 256V257H240ZM253 256V255H252ZM255 256V255H254ZM257 256H255V257H257ZM261 256V257H262ZM132 257H135V256H133L132 255ZM247 257H248V255H247ZM254 257V258H255ZM259 258V256L257 257V258H259L258 260H260V259H264V258ZM136 258H134L135 260H136ZM177 258V259H178ZM250 257H248V259H249ZM257 258H255V259H257ZM130 259V258H129ZM214 259V260H213ZM221 259H222V257H221ZM251 259V258H250ZM249 259V260H250ZM254 259V260H255ZM241 260H242V258H241ZM248 260V261H249ZM252 260V259H251ZM254 260H252V261H254ZM120 261V260H119ZM179 261H180V259H179ZM216 261L217 262H215V264H219V262H218V260L216 259ZM238 261H240V259H238ZM242 261L243 263H245V262H247V261ZM261 261V260H260ZM259 261V262H260ZM122 262V261H121ZM124 262V261H123ZM132 262V261H131ZM130 262V263H131ZM254 262H256V261H254ZM253 262V263H254ZM264 262V261H263ZM135 263V262H134ZM235 263V262H234ZM233 263V264H234ZM242 263V264H243ZM251 263V261H249V264ZM252 263V264H253ZM261 263V262H260ZM121 264V263H120ZM124 264H127V263H124ZM133 264V263H132ZM136 264H138V263H136ZM238 264H239V262H238ZM248 264V263H247ZM255 264H257V263H255ZM259 264V263H258Z\"/></svg>",
    "mask_w": 264,
    "mask_h": 264
}]
</instances>
